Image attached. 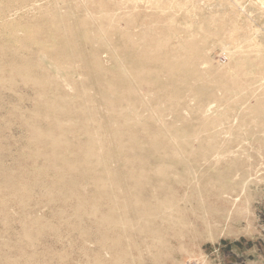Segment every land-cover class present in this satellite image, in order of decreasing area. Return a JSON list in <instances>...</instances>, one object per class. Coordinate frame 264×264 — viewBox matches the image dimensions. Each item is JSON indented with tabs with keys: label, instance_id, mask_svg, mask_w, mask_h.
<instances>
[{
	"label": "rangeland",
	"instance_id": "rangeland-1",
	"mask_svg": "<svg viewBox=\"0 0 264 264\" xmlns=\"http://www.w3.org/2000/svg\"><path fill=\"white\" fill-rule=\"evenodd\" d=\"M2 1L3 0H0V3H2V4H0L1 5L0 10L2 9L1 10L2 13H0V19L2 18L0 20V32H1L0 33L1 34L0 46L2 45L1 49L3 48V50L6 49L7 47L10 50L7 48V50L3 51L4 52L3 57L0 58V67L1 68L3 67L4 63H2V61L5 60L4 56L6 57V59H8V60H5L6 62L11 61L10 59H13V61L7 62V64H5V67L0 69V74L3 73V75L6 78L5 81L1 82L3 84H0V105H5V106H1L3 110L0 108V131H1L0 134L2 136V137L0 136V138H3L4 135L6 136V137H4V139L8 138L6 140V142L4 139H0V141H2V142H0V152H1V149L3 152V153L1 152L2 154L0 153V155H2V156H0V162H2L0 164L3 166L2 167L0 165V167H2L1 168L2 171L0 170L1 171L0 175L3 174L2 176H0V185H1L0 186V189H1L0 190L1 191L0 192V196H1V198H0V221H1L0 222V235H1L0 236V253H1L0 264H94L93 262H95V264H264V149H263L264 148V139H263L264 135H262V134H264V132H263L264 131V119L262 120V118H264V107H263V105H264V98H263L264 97L263 96L264 95V68H262V67H264V54H261V53H264V25H263L264 24V0H260V2H259V0H99V1L98 0H86V1L85 0H79V1L73 0V1H71L72 3L70 2V0H36L38 5L36 4L35 1L32 2V0H31V2L28 0H23V1L22 0H9L11 2L10 5L9 4L6 5V3H9L8 0H5L4 2H2ZM13 1H15V2L17 1L18 4L13 2ZM19 1H21V2H19ZM24 1H27L28 3L24 2ZM39 1H42V2L44 1L47 4V6L44 4V2L42 3ZM50 1H51V4L49 3ZM64 1H66V2L68 1L67 2L68 4H64ZM102 1H103V4H102ZM119 1H121V3H119ZM261 1L263 2V4H261ZM22 2L24 5H26L24 8L23 7L21 8V6L23 5ZM108 2H110V3H108ZM34 3H35V5H34ZM4 4H5V6L3 7ZM15 4H17V6H15ZM70 4H72V5H70ZM75 4H76V6H75ZM114 4H117V5L115 6ZM119 4H121L122 6H120ZM18 5L20 6L19 10L17 12L18 8L17 9L15 8L16 11H14V12H16V13H14L13 7H18ZM27 5L31 6V9L28 8L29 6H27ZM40 5H41V7H40ZM98 5H100V6H98ZM6 6H7V8L5 10L4 8ZM68 6L71 10L68 8ZM80 6H82V7H80ZM95 6H97V7H95ZM52 7H53V10H52ZM115 7H118V8L115 9ZM125 7H127V8H125ZM11 8H13V9L10 10ZM32 8H34L35 10L34 9L32 10ZM41 8L43 10H41ZM22 9H23V11H22ZM36 9L39 11H37ZM66 9L69 12H67ZM7 10L8 11L10 10V12H8ZM20 10L22 12H20ZM44 10L45 11L48 10L47 13ZM54 10H56V12ZM87 10H88V12H86ZM113 10H114V12H113ZM122 10H124V11H122ZM35 11H37V12H35ZM50 11H52V12H50ZM76 11H77V14H79V15H76ZM96 11H98L97 13H99L100 15L95 13ZM130 11L133 12L134 15L136 14L135 18L132 17L133 14H131V13L129 14ZM4 12H5V14H4ZM83 12L85 13V15ZM109 12H110V14H109ZM118 12H119V15H118ZM51 13H53V14H51ZM80 13L83 14V17ZM105 13L107 14V16ZM140 13H141V15H140ZM158 13H160V14L158 15ZM8 14H9V17H8ZM32 14H34V15H32ZM73 14H75V15H73ZM93 14H95V16ZM111 14H112L111 18H108ZM116 14L118 15V18H119L118 20H116L117 19ZM125 14L126 15L129 14L127 17L129 19L125 18L126 17V16H124ZM1 15L5 16V17H2ZM21 15L22 16L24 15V16L22 17ZM40 15H43V17L47 18V19H45L42 17L43 19L46 20V22H45V20L42 21L43 20L42 18H41L42 20L39 19ZM54 15H57V16H54ZM60 15H62V16L60 17ZM70 15L72 16V18L74 20L70 19L71 18ZM80 15L82 18L85 17L87 19L86 21L89 23V25H87V27L85 24L86 23L85 20L80 18ZM96 15L98 17H96ZM147 15H148V17H147ZM154 15L156 16V18L159 21L165 19V22L160 21V24H159L157 22L158 20H155ZM20 16L24 20L23 22L21 21L22 19ZM66 16H67V18H65ZM77 16L80 19H78ZM105 16H106L107 20L105 19ZM137 16L140 17L139 19H141V20H139ZM62 17H64L63 18L64 20L61 19ZM131 17L134 21L132 19H130ZM166 17L169 19H167ZM24 18H26V21ZM35 18H37L36 21H35ZM50 18H52L51 20H53V21H50L49 20ZM121 18H125L129 21L127 22V20H125V19H122L123 21H121ZM6 19L9 21H13V22H8ZM14 19H15V21H14ZM58 19L61 20L59 23L64 25V26L58 24V21H59ZM76 19H77L78 23L75 22ZM97 19H98V21H100V22H98L99 24L96 21ZM103 19H104V21H103ZM150 19H152L151 22H149ZM231 19H233L234 22ZM130 20H132V21H130ZM27 21H29V22H27ZM80 21H82V22H80ZM105 21H106V23H105L106 27H104L105 25H103V23ZM135 21H136V23L138 21L139 22L141 21L140 23L138 22L137 24H141L139 26H142V27H139L137 24H135ZM18 22H19V25H18ZM24 22H26L28 24L30 23L29 25H31V23L33 24V22H38V23H36L37 25L35 23H34L35 25L33 24L34 26H36L37 30H35V27L33 25H31V27H30L28 24H25ZM49 22H54L55 26H53ZM71 22H74V23H71ZM93 22L95 24L94 25L95 28L94 27L92 28ZM208 22H209V24H208ZM10 23H12L11 26L17 25L16 29H19V30H17L16 32L7 33L6 27H7V25L9 26ZM13 23H15V24L13 25ZM20 23L21 24L24 23L25 26L21 25V26H23V27H21ZM150 23H152V24L150 25ZM69 24H71V26H69ZM76 24L77 25L79 24L78 25L79 29H78ZM97 24L99 26L98 28L96 26ZM125 24H127L128 26L126 25L127 27H125V30H124ZM130 24H132V25H130ZM219 24H221V26L223 28L221 26H219ZM234 24H236V27ZM56 25L59 28H61V26L63 28L59 29L58 27H56ZM114 25H116V26H114ZM134 25H136V26L134 27ZM161 25H162V27H161ZM89 26H91V27H89ZM48 27H53L52 30L54 31V33H57V35L56 34L54 35L55 39L58 36L59 38L66 37V39L69 40L70 44H69V47L66 48V51L70 52L72 50H75V71H74V67H73L72 63L63 62V60H61L62 61L61 62L60 60L56 59L54 56L51 55V54H54L53 53L54 50L58 49V51H59L61 49V44L59 43V41L55 42V40H54L53 43H52V41L50 43L48 42L49 43V46H48L49 49L50 48L53 49V51H52V49H50V52L49 51H45L43 53H42V51L39 52L40 49H39V45H37V43L28 45L27 48L24 50V52H26V53L22 52L21 54H18L16 51H15V53L13 52L15 50V49H13L14 47L18 48V47L22 46L23 43H22V39H20V38H23V40H25V37H31V38H34L36 42L37 41L42 42V41L46 40V38L51 36L50 33L53 32V31H51V28L49 29ZM55 27H56L55 30H57V31L62 30V31L61 32L58 31L59 33L57 31L55 32V30H54ZM88 27H89L90 31H93V32H90ZM28 28H30L32 30L28 31ZM67 28H70V29L67 30ZM72 28H74L75 30ZM81 28H83L85 31ZM150 28H152V30L154 29L153 33H152V30ZM216 28L218 30L217 31L218 34L216 32ZM236 28H237V30H236ZM96 29L98 30V32ZM204 29H206V30H204ZM104 30L106 33L104 32ZM128 30H129V32L127 34L134 32L133 34L135 36L133 34L125 36V34H126L125 31H128ZM35 31H37V32L39 31V32L35 33ZM81 31L84 33L83 36L85 39L82 38L83 33ZM108 31H109V33H108ZM114 31L116 32V34L114 33ZM137 31H138V33H137ZM149 31L151 32L152 36L154 35V37H152L150 35ZM242 31L244 32L245 35L240 34V33H243ZM2 32L4 35L2 34ZM47 32H50V33H47ZM66 32H68V33H66ZM96 32H97V34H94L95 36H93V33H96ZM110 32H112V33H110ZM99 33H101V36H98ZM107 33L109 34V37H111V38L107 37L108 36ZM227 33H228V35H227ZM11 34H12V36H11ZM47 34H49V35L46 36ZM74 35H75V41H73ZM85 35H86V37H85ZM117 35H120V36H117ZM138 35H139V37H137ZM130 36H132V38H130ZM125 37H127V38H125ZM134 37H136V38H134ZM151 37H152V39L154 38L153 42H152V39H149ZM144 38L145 39L148 38V40H145ZM159 38H162L161 41H159L160 40ZM12 39L14 41L16 39H19L21 41V44L19 43L20 41H17V40H16V42L13 41L14 43H11V44L8 43V41H10ZM79 39H81V40H79ZM82 39H84V41ZM98 39H100V40L98 41ZM106 39H108V40H106ZM116 39L121 40L119 43L120 45L116 44V42H117V41H115ZM123 40H126V43L128 42V45H130V46H127V44L123 45V43L125 44V41H123ZM129 40L132 42L133 45H135L137 42H139V43H138V45L136 44L135 48H133L134 46H132L130 44L131 42H129ZM157 40L159 41V43L161 45L163 44L162 48H161V45L158 43ZM4 41H6V43H4ZM143 41L144 42L147 41V42L144 43ZM189 41H191V42H189ZM85 42H86V44H84ZM92 42L94 43V45L92 44ZM104 42H105V44H104ZM151 42L153 43V45H150V44H152ZM15 43H16V45L17 44H19V45L16 46ZM90 43L92 46L90 45ZM97 43H99V44H97ZM3 44H5V45H3ZM87 44H89V46H90V47L88 46L89 48L86 46ZM115 44H116V46H115ZM143 44L145 45L146 50H145ZM57 45H58V47H56ZM73 45H75V47ZM77 45H79V46H77ZM112 45L115 48L112 47ZM117 45H119V46H117ZM154 45H156V47L158 46V48L162 49V50H157L156 47L154 48ZM3 46H5V47L7 46V47L5 48ZM10 46H12V47H10ZM52 46H55V47H52ZM256 46L258 48H256ZM119 47H120V50L118 49ZM126 47L127 48L132 47V48H128V50L130 49V51H126V49H127ZM11 48L13 50H11ZM164 48H166V49H164ZM184 48H185V51H184ZM36 49H37L38 53H37V51H35ZM148 49H149V51H148ZM150 49H152V50H150ZM153 49L154 50L156 49L159 52H157L156 50H155L156 51L155 52ZM47 50H48V48H47ZM78 50H79V52H77ZM93 50L95 53H98L99 55H101V56H99L97 54L99 57H101V58H99V61L101 63V67L104 69L106 68V71H107L106 73H103L101 76H97L98 77L97 80L93 79L91 77V75L88 74V73L91 74L89 69H86L88 67L86 57L88 56L89 52L94 53ZM136 50H137V52H136ZM142 50L144 52H142ZM188 50H189V52H188ZM102 51H104V52L102 53ZM122 51L123 52L125 51V52L123 53ZM254 51H255V54H252V52L254 53ZM259 51H260V53H259ZM48 52L49 53L52 52L50 54L51 56L48 54ZM131 52H134L133 55L136 54V55H134L133 59H135V61L139 65V66H137V65H134V66L141 68V67L145 66L144 63L145 64L147 63L144 68L147 67V69H148V66L150 67L149 72L146 71L147 69L144 70L147 72V75H146V72L143 73L150 80V82L148 83V85L150 84L149 86L147 85V83H142L141 85H136V83H134L132 85V82H134L137 77L133 76L131 73H130L131 74L130 75L128 71H126V72H128V73H126V77L129 80V82H121V81H117V79L114 80L115 73H112L110 71L113 67H115L114 65L112 66V64L116 63L115 65H117V64L118 65L120 64V66L124 65L123 67L125 68V66H127V62H129L127 67L131 68V66L133 64H135V63H132L135 61L133 59H131L133 57V55L131 56V54H130ZM153 52H155V54ZM45 53H47V54H45ZM125 53L126 54L128 53L129 55L127 54L128 55L127 56ZM150 53H153L152 54L153 58H151ZM156 53H157V55H156ZM167 53H168V55H167ZM187 53H188V55H187ZM248 53L251 56H249ZM43 54H45L46 57ZM137 54L140 57H138ZM141 54L144 56V58H143V56H141ZM163 54L165 55V57H162V56H164ZM243 54H246L247 56L243 55ZM147 55H149L150 57H147ZM171 55H172V58H171L172 61H168L169 58L171 57ZM15 56H17L18 58ZM119 56L120 57L124 56L125 58L123 57L124 58L123 59V58H120ZM186 56H188V57H186ZM8 57H11V58H8ZM30 57H31V59L35 58V62H34V59H33V61L29 60ZM109 57H111V58H109ZM161 57H162V59H161ZM167 57H169V58H167ZM117 58L120 62L126 61L125 62L126 65L124 63L123 64L120 63L117 60ZM158 58L160 60H158ZM165 58L167 59V62H166ZM14 59H17V60L14 61ZM24 59H26L25 60L27 62L26 65L16 64V63H21ZM115 59L117 62H115ZM184 59L186 61H184ZM253 59H256V60H253ZM259 59H260V61H258ZM123 60H125V61H123ZM147 60L148 61L150 60L149 61L150 65L148 64ZM162 60H164L165 63ZM192 60H193V62H192ZM151 61L154 64H152ZM158 61L160 63L159 67L157 65ZM182 61H184V63ZM13 62L15 63V65L18 66V68L22 72L23 71L28 72V70H30L31 72L33 71V73H37V75H39V72L41 74L44 70H46L48 73L46 71H44V72H46L48 75L45 73V79H47L45 81H46L47 88L49 90L44 91V89L40 87V84L43 85V83H41L42 81H40L39 79L34 78V77L31 78L29 75H27V76L26 75H23V76L17 75L16 77H14L12 79L8 78L7 73L10 71L9 70L10 69L9 63L13 64ZM111 62H112V64H111ZM130 62H131V64H130ZM141 62L143 63L142 65H141ZM162 63H163V65H162ZM166 64H169L166 66L168 69L167 70L168 72L172 73L173 70L175 68H177L176 70L179 73L181 72L180 74L183 75L184 74L183 72H185V74L183 76H186V78H187V76L188 77L191 76V74H193V76H192L193 78L190 77V78L185 79V77L184 78L181 77L182 75L178 74L177 72L175 75H174L175 72H173L172 73L173 76L171 75V77H169L167 74L168 72L165 71V68H166L165 65ZM241 64L243 67L244 66H246V67L243 68L241 66ZM30 65H32V66H30ZM180 65L184 66V68L181 67ZM189 65H190V69L192 68L191 67V65H192L194 67V69H196V70L187 69V71H186L185 68L188 67ZM109 66H111V67H109ZM169 66L172 68V71H171V69L169 70V68H168ZM211 66H214V67H212V69H211L210 68ZM151 67H152V72H150ZM160 67H162L163 71H160V70H162ZM28 68H30V69H28ZM130 68L128 70H130ZM155 69L156 70L158 69V70L156 71ZM208 69H210V70H208ZM126 70H127V68H126ZM188 70H190V75L188 73L189 72ZM201 70H204V71H201ZM214 70H216V71H214ZM157 72H158V75H161V74L164 75L162 77L160 76L162 78V81H159V79H161V78H157V76H158V75H156ZM242 72H244V73H242ZM200 73H203V74H200ZM212 73L213 74L215 73V75L212 76L213 75ZM234 73H236V74H234ZM255 73H257V74H255ZM259 73H262V74H259ZM151 74L152 75L155 74V76L153 75V77H152ZM177 74H178V76H180V77H178L179 80H177L178 82L180 81V83H178L176 81ZM194 74H196V75H194ZM227 75H229V77H225ZM248 76H250V77H248ZM163 77H165V78H163ZM213 77H216V79H214ZM220 77H221V80H220ZM167 78H168L169 82L166 81ZM195 78H196V80H195ZM202 78H204V79H202ZM256 78H257V80H256ZM262 78H263V80H262ZM105 79L112 80V81H114V83L103 85L102 80H105ZM173 79L175 81H172ZM224 79L227 81V83H230V84H226V81ZM243 79H245V80L243 81ZM42 80H44V79H42ZM197 80H199V81H197ZM157 81H158V83L159 82L160 83L159 84L154 83ZM231 81H233V82L236 81V82L232 83V86H234L233 87L234 90L232 89ZM17 82H19V83L17 84ZM38 82H40V83H38ZM74 82H75V87H74V84H72ZM93 82H95V84ZM170 82L178 84V86H180V87H178V86H176ZM189 82H190V84H192L191 86H190V84H186ZM209 82H210V84H211V82H213V83L210 85ZM68 83H71L72 85H70ZM241 83H243V84H241ZM244 83L247 84V86ZM58 84H59V86H57ZM162 84L165 85V87H163ZM184 84L187 87H185ZM130 85H131V87L135 86L137 93L134 96H129L128 98L120 99L121 97L119 96V92H123L124 90L122 88H124L126 86L125 87V90H126L127 88H129L128 86H130ZM157 85L158 86L160 85V87H157ZM172 85H174V86H172ZM242 85H244V87H242L243 90L241 89ZM93 86H96V87H93ZM168 86L171 88L169 89ZM218 86H220V88H217ZM250 86H252V88H249ZM259 86H261L263 89L261 88L262 90L261 89L259 90L258 89ZM50 87H52V88H50ZM156 87L159 89H156ZM172 87H174L175 89H173ZM176 87H177V89H176ZM183 87H185V89H183ZM213 87L217 88L216 89L217 91L214 90L215 88L212 89ZM226 87H228V89ZM163 88H164V91H163ZM203 88H205V89H203ZM222 88H224L223 91H222ZM236 88H238V89H236ZM247 88H249V89H247ZM256 88H257V91H254V89L256 90ZM58 89L60 91H62V93H59V91H57ZM160 89H162V91ZM192 89L194 90L193 92L190 91ZM210 89H212V90H210ZM246 89L248 92L246 91ZM109 90L111 92H113L114 94H116L117 98H119V97L120 98H119V100L118 99L115 100L114 98L109 100V102H108L109 106H107L109 109H105V107H102V104H104L105 98H101L102 96H101L100 92L106 91L108 93ZM195 90H197V91H195ZM203 90H205V91L203 92ZM226 90H228L229 92ZM153 91H156V92H153ZM173 91H176V93L178 95L177 94L174 95ZM180 91H182V92H180ZM234 91H238V92L236 93ZM261 91L263 93H261ZM16 92H17V94H15ZM46 92H48V94ZM226 92H228V93H226ZM22 93H25V95L26 94H28V95L25 96L23 94L24 96H22ZM51 93H53V95H51ZM65 93H66V95H65ZM211 93H214L215 95L211 94ZM239 93H240V95H239ZM247 93H249V94H247ZM61 94H63V95H61ZM156 94H158V96ZM195 94H196V96H194ZM216 94H218V95H216ZM250 94H254V95H250ZM48 95H50V96H48ZM54 95L56 97H54ZM125 95L127 96L128 94L125 93ZM256 95H262L263 97L258 98L261 96H256ZM5 96H7V97H5ZM37 96H39V97H37ZM73 96H75L76 98L75 99L70 98ZM98 96H100V98ZM169 96L172 100L170 98L168 99ZM221 96H223V97L221 98ZM231 96H233V98H230ZM30 97H31V99H30ZM66 97H68V98H66ZM214 97H215V100H214ZM226 97L228 99H226ZM251 97L252 98L254 97V99H252ZM14 98H15V100H14ZM37 98H38V101H37ZM42 98H43V100L46 99V102L45 101L43 102ZM180 98L181 99L183 98V99L181 100ZM239 98H240V100H238ZM157 99L158 100L160 99L161 102H160V100L158 102ZM212 99H213V101H211ZM219 99L220 100L226 99V101H230L231 105L228 104L229 102L227 103L226 101H220ZM259 99H260V101H262L261 99H263L262 106L260 105ZM24 100L26 101L27 104L25 103ZM169 100H171V101H169ZM178 100H180V101H178ZM10 101H11V103L7 104ZM14 101L15 102L17 101V102L15 103ZM49 101H50V104H49ZM140 101H143V102H140ZM215 101H219V102H215ZM67 102H69V105L72 104V106L69 107V105H66L65 103H67ZM162 102L164 105L162 104ZM175 102H176V104H175ZM3 103H5V104H3ZM47 103H48V106H51V105L55 106V114H56V116H58V119L60 120L59 125L62 128L72 127L71 133H67V134L65 133V135L63 134V136H59L57 134H55V135L54 134L53 135L47 134L46 138L43 139V136L45 134V129L43 127H40V125L38 126L36 124V120L44 122L43 120H41L40 110H43L46 107ZM58 103H60L61 106ZM159 103L161 104V106L159 105ZM43 104H45V105H43ZM119 104L121 106H123L122 109H121V106ZM184 104H185V106H184ZM198 104H199L198 107H200V105H201V107L195 108V106H197ZM57 105H59V106H57ZM175 105H177V106L175 107ZM191 105H192V107H191ZM223 105L227 108H224ZM134 106L139 107V108L136 110ZM41 107L43 109H41ZM125 107H127V108H125ZM166 107L168 108V110ZM190 107L193 109V111L191 109H190V111L186 110V109L189 110ZM32 108L34 109V112L32 111L33 110ZM37 108H39V109H37ZM161 108H163V109H161ZM202 108L204 109L203 111H202ZM254 108H257V109H254ZM4 109H5V111H4ZM66 109L70 110L71 117L69 119L72 118V120H71L72 122L69 119H67L66 116H62L60 114L61 110L63 112ZM119 109H120V111H119ZM153 109L156 110V112H158V113L154 112ZM218 109H220V110H218ZM35 110H39L38 111L39 113L37 111L35 113ZM88 110L92 112V115L94 116L95 119L100 118V117L104 118L103 124L108 125L107 127L111 131L118 130L119 128L124 129V134L122 136L118 135L119 140L115 141L114 139H112L113 137L109 136V133H108L109 138H106L105 135H102V137H100L97 141H95V143L93 142L94 144H96L95 151L97 154L98 153V147L100 145H107L109 143L107 140L110 139L111 140L110 142L112 144V145H110L111 148L113 149V145L115 144V145L120 147L121 153L123 154L120 156L118 161H116V160L113 161V159H112L113 156H108V155L104 154L101 156L98 155V158L93 159V161L97 160L98 161L97 163L98 164L102 163V165H95L93 163H91V164H84L83 163L80 165V160H78L77 158H75V159L73 158V156L75 155V152L78 151V148H80V146H82V147L86 146L87 147L89 145V143L91 141V137H89L86 132H87L88 128L97 124L95 122L90 121L87 118L88 115L86 113L88 112ZM110 110H112V113ZM197 110H201L202 112H200V111L196 112ZM226 110H227V112H226ZM159 112L161 114H159ZM167 112H169V113H167ZM189 112H190V114H185V113H189ZM123 113H124V115H123ZM252 113H254V114H252ZM2 115H3V117H2ZM135 115H138L139 118L134 117ZM25 116H28L29 117L28 119L31 118V121L29 122L28 128H26L25 126L23 127L22 126L23 124L21 123L24 120H26ZM164 116H166V117H164ZM214 117L219 118L216 120L218 122V124H216L217 122L215 123ZM111 118H113V119H111ZM202 118H204V119L206 118V119L202 120ZM75 119L77 120V123H74V122H76V121H74ZM126 119H130V120H126ZM156 119H157V121H156ZM174 119H177V120H174ZM194 119H195V123H194ZM199 119L201 121H203V123H204V121H205V123H207V121H209V123H207V124L204 123V125L203 124L201 125L202 122ZM212 119H214L213 122H212ZM223 119H224V121H223ZM191 120H193V121H191ZM175 121H176V123H175ZM197 121H200L199 123L201 125V128L200 127L199 128L201 130L198 128V126H200V125ZM211 122L214 123V125H210V124H212ZM44 123L46 124V122H44ZM197 123H198V125H195ZM240 123H242V125H240ZM167 124L169 125V127ZM232 124H233V126H232ZM190 125H193V126H190ZM206 125H210V126H207L208 128H205ZM246 125H247V128L245 127ZM150 126H152V127H150ZM170 126L171 127L173 126V127L171 128ZM203 126L205 129L202 128ZM214 126H216V127H214ZM256 126H258V127H256ZM156 127H158V128H156ZM180 127H181V129H180ZM209 127L212 130H210ZM39 128H41L42 130ZM131 128H134V130L137 132V135H138L137 138L140 137L137 139V141L136 140H133V141H134V143L137 142L138 145H140L142 147L141 150L134 149L135 150L134 151L131 149L132 140L129 139L130 133L128 132V129H131ZM215 128H218V129L215 130ZM226 128H228V130H227L228 132L226 130H223ZM43 129H44V131H43ZM126 129H127V132L125 131ZM196 129H197V131H199V133L197 131H195ZM202 129L204 131H202ZM239 129H241V131ZM180 130H182V131H180ZM191 130H193V131L191 132ZM233 130L236 134L233 132ZM185 131H187V134L183 133ZM238 131L241 134L237 133ZM22 132H24V133H22ZM209 132H213V133H211V137L209 136L210 135ZM88 133H89V131H88ZM200 133H202V134L200 135ZM206 133L209 135H207ZM215 133H217L220 136H218ZM11 134H12V136H11ZM16 135H19L18 138ZM183 135H185V136H183ZM206 135L208 138H206ZM235 135L238 136V138ZM39 136H41V138H39ZM148 136H150V137L148 138ZM189 136H190V138H189ZM199 136L202 138H200ZM9 137H12V138H9ZM192 137H194V138L191 139ZM9 139H10V142H9ZM54 139L62 140L64 142V144H66V145L62 149L57 148L56 150H54L55 147H53V145L51 143ZM208 139H211V140H208ZM214 139H216V140H214ZM3 140L5 143H3ZM123 140H125V141H123ZM168 140H169V142H167ZM120 141H122V142H120ZM187 141H189V143L188 144L186 143L187 144L186 145L185 142H187ZM231 141H233V143ZM49 142H50V145H49ZM152 142L156 145V147L151 148L149 146V144ZM194 142H195V144H194ZM197 142H198V144H197ZM224 142L227 144H225ZM55 143H56V141H55ZM179 143H181V146H179L180 145ZM191 143H193V144H191ZM199 143H201V144H199ZM219 143L222 144V146H220V147L224 148L223 149L224 151L222 153L220 152L222 148H220L218 146ZM262 143H263V145H262ZM10 144H11V146H10ZM29 144H32V146L29 147ZM13 145H14V147H13ZM198 145H200L201 147H199ZM157 146L159 148H157ZM177 146H179V149H183V150L180 151ZM187 146H189V147H187ZM192 146L195 148L198 147V150L195 148H190ZM227 146L230 147V149L229 148L227 149ZM6 147H10V148L6 149ZM145 147H146V149H145ZM161 147H162V149H161ZM173 147H175L177 149V151L179 150L178 154H181V155L183 154V156H185V155L189 156V157L185 156V159L187 160V158H188V160H189V161L187 160L185 162L186 164H184V163L173 164L172 162L169 163L168 161L165 160V154L169 153L170 149L173 152L174 151ZM185 147L188 148V150L189 149L191 151L193 150V152H194V150H196L195 152H198V154L196 153L197 155L194 153L196 155V157L191 158L193 156V152L187 151V149ZM3 148H5V149H3ZM199 148H200V150H199ZM202 148H203V150L201 151ZM216 148H218V150L220 152V156H219V152L216 150ZM260 148H262V149L260 150ZM163 149H165L166 151ZM10 150H11V152H10ZM15 150H16V152H15ZM52 150H54V152ZM7 151H8V153H7ZM186 151L189 153H187ZM200 151H201V154H200ZM227 151H228V153H227ZM52 152L56 155L58 153L59 157H56V159H53V157H52V158L45 161L44 156L49 157V155L52 154ZM203 152H204V154H203ZM5 153H7L9 155H7ZM190 153H191V155H190ZM212 153H214V154H212ZM232 153H233V155H232ZM13 154H15V155H13ZM21 154H23V155H21ZM148 154L149 155L152 154V157L150 156V158H148L147 157V156H149ZM210 154L213 157L216 155L214 157L215 159L213 157H211ZM203 155H205L206 159H205V157H203ZM9 156L14 157L15 165H14L13 157L11 159H8V158H10ZM34 156L36 158H34ZM2 157H4V159ZM32 158L35 161H33ZM60 158L66 159L65 161L69 164H72L75 161L76 164L80 165V167H75V175L70 173V172L74 171V168L68 170V168L63 166V170L62 169L58 170V166L60 164H58V162L56 164H53L52 161H54V162L59 161V160H61ZM203 158L206 160V162L205 161L202 162V160H204ZM26 159H27V161H26ZM148 159L149 160L151 159V161H149ZM160 159H163L164 161H162V160L159 161ZM22 160H25L28 163H26L25 161H22ZM105 160H107V161H105ZM156 160H158L157 161L158 163L156 162L157 164H159L158 166L165 167V170L167 171V173L164 170V168L161 167L162 168L161 169L160 167H158L156 165V163H155ZM221 160H223V161H221ZM235 160H238L239 163L236 162ZM141 161L143 162V164L141 163ZM210 161H213V162H210ZM241 161H242V163H241ZM9 162L11 165L9 164ZM159 162L160 163L162 162L161 163L162 165H160ZM163 162L166 163L167 167L163 166V165H165ZM224 162H227V163H224ZM232 162H234L233 164L235 166H233L232 164L228 165V163H232ZM105 163L109 164V166L106 164L109 168L107 166L104 167ZM208 163H212L213 165L215 163H217V164L219 163V164L218 165L215 164L213 167L210 164V167H209ZM5 164H8L9 169H8V167H5V166H7ZM124 164H127V166L125 165L126 168L122 167ZM116 165H118V167ZM155 165H156V168H155ZM236 165H238V167H236ZM20 166L22 167V169H20ZM153 166H154V169H152ZM172 166H174V167L172 168ZM177 166H179V167H177ZM193 166H195V167H193ZM10 167H13L14 169L13 168L11 169ZM175 167H176V169H175ZM225 167L226 168L230 167V168L226 169ZM117 168L121 169V173L126 172L127 173L126 181H128L129 184L132 183V185H130V187H129L130 190L128 189L130 191L129 193L131 195L130 198L128 197L125 200L122 197V195H118L114 199L115 200L114 203H112L110 201L100 200L97 197L92 198L91 194L95 193L98 189L93 184L94 178L103 177V176H105L104 173L106 172L107 176L109 175L108 178H111L114 180V182H112V183L109 182V183L113 184V183H115V180L117 181V179L115 178V172H116ZM158 168H160V169H158ZM195 168H197V169H195ZM237 168H238V170H242V171H238ZM244 168H246V169H244ZM156 169H158V171ZM208 169H211V170L208 171ZM216 169H217V171H216ZM13 170L15 173H13ZM35 170L38 172H36ZM161 170H164L165 174H167L166 178L162 179L163 181H166V182H163V181H161V182L166 183V184H162V185L164 187L166 185V187L168 189L166 187L164 189L163 186L161 188H158L157 186L152 184L151 181L146 182V180H145V182H143L141 184L139 177H143V179L154 180L155 176L153 177V174H155V175H157V173L160 174V173H162ZM174 170H176V171H174ZM223 170H224V172H223ZM229 170L232 171L231 174H230ZM6 171H7V173H6ZM23 171L26 172V175H25L26 177L30 176L29 175V171H30V174H31L30 177L31 178L29 177L30 179H27V178H25L24 175L22 176L21 174H24ZM32 171L33 172L35 171L34 172L35 174ZM221 171H222V173H221ZM237 171H238V173H237ZM247 171H249V172H247ZM16 172H18L19 174ZM27 172H28V174H27ZM87 172H91V175L81 177V175L83 176ZM170 172H172L173 174H176V175H173ZM174 172H176V173H174ZM12 173L16 179L13 178ZM32 173H33V175H32ZM184 173L187 176H185ZM7 174H8V176H7ZM16 174L18 175L17 177L15 176ZM171 174L173 175V177L175 179L172 177ZM201 174H204L203 179L201 177L202 176ZM205 174H206V176L208 175V177L210 179L206 178ZM216 174L218 177L217 179H216ZM242 174H243V176L245 174L246 178L243 177ZM219 175H221V176L223 175V177L220 178ZM159 176H161V175H157L155 177V179H159V178H157ZM182 176H184V177H182ZM235 176H236V178H235ZM5 177L8 179H5ZM196 177H198V180ZM213 177H215V178H213ZM9 178H12V179H9ZM178 178H179V180H178ZM194 178H195V180H194ZM205 178L210 180V184H209V180L207 181ZM226 178H229V179H226ZM233 178H234V180H233ZM168 179H171V181L169 180V182H168ZM172 179H173V181H172ZM213 179L216 181H214ZM220 179L222 181H225V182L219 181ZM240 179H241V182L239 181ZM16 180L18 181V183H16L17 182ZM204 180H206V181H204ZM26 181H28V182H26ZM195 181L197 182V184ZM201 181L203 183L208 182V185L204 183L205 184L204 186L206 189L204 188L203 183ZM30 182H32V183H30ZM34 182L37 184L36 186H33ZM72 182H74V184H71ZM170 182H172V183L170 184ZM173 182L176 184V186ZM177 182H180V183H177ZM211 182H212V184H211ZM8 183L11 185H7ZM35 183H34V185H35ZM41 183H42V185H41ZM43 183H45V185H43ZM75 183H76V185H75ZM78 183H80V184H78ZM26 184H29V185L24 186ZM30 184H31V186H30ZM217 184H219L218 187L216 186ZM14 185H17V186H14ZM20 185H21V187H20ZM199 185L203 188L199 187ZM47 186H48V188L46 189ZM110 186H112V185H110ZM211 186L213 187V189ZM7 187L10 189L13 188V190H9V189H7ZM14 187L15 188L18 187L16 189L17 191L19 189V191L17 193H16V190ZM27 187L28 188L31 187L30 190H28ZM44 187L46 190H48L49 194H48V192L42 193L45 190ZM132 187H133V189H132ZM209 187L212 191L209 189L208 190L209 192H208L207 189ZM223 187L224 188L226 187L225 191L223 190L224 189ZM20 189L23 192H24V190H26V192H24L26 194H24ZM170 189L171 190L174 189L172 191L175 195L172 193V191H170ZM202 189H204V190H202ZM3 190H5V192ZM6 190H8V192ZM58 190H59V193H57ZM136 190H138V191H136ZM160 190H161V192H159ZM162 190H165V191L163 192ZM167 190H169L170 192H168ZM38 191L40 192V194L43 195L40 198H38L39 196H41V195H39ZM134 191H135L136 195H133ZM2 192H4L5 195H4V193L2 194ZM29 192H31V194ZM50 192L53 194H51ZM63 192L65 194L66 193L67 194L66 195L61 194ZM6 193H8V195ZM55 193L57 195H55ZM146 193H148V194H146ZM163 193L164 194L166 193V194L164 195ZM183 193H184V195H183ZM187 193H189V195ZM190 193H192V195H190ZM201 193H204V195ZM209 193L211 196L209 195ZM10 194H12V195L14 194V195L12 196ZM137 194H139V196ZM169 194L174 195V197L177 196L178 198L177 197L172 198V195H169ZM15 195H17V196H15ZM23 195L25 198L22 197ZM31 195H33V196L31 197ZM26 196H28V197H26ZM34 196L37 198H34ZM63 196H66V197L63 198ZM181 196H183V197H181ZM20 197H21V199H20ZM180 197L183 199V201L181 200ZM204 197H206V199ZM146 198H147V200H146ZM7 199H8V201H7ZM30 199H32V200L28 201ZM51 199H54V200H51ZM9 200H10V202H9ZM34 200H35V202L36 201H38V202L35 203ZM61 200L63 201V203H61L62 202ZM83 200H85V201H83ZM142 200H144V201H142ZM166 200L169 202V204ZM178 200H180L181 202ZM86 201H87V203H86ZM145 201H148V202H145ZM11 202H13L14 204H11ZM44 202H46V203H44ZM173 202H176L179 205L177 204L175 206V205H173ZM9 203H10V207H9ZM33 203H35V204L33 205ZM142 203H144L145 205L143 206ZM154 205H156V206H154ZM158 205H162L163 207L162 206L158 207ZM12 206H13V208H12ZM93 206L97 207V208H94ZM99 206L103 207V208H100ZM113 206H115L114 210H112ZM129 206L132 208H130ZM140 206H142L143 209L145 207L146 208L144 210H142V208H140ZM4 207L8 208L10 212L7 211L8 209H5ZM28 207H30V209ZM48 207H49V209H48ZM61 207H63V208H61ZM180 207H181V209H180ZM137 208H138V210H135ZM1 209H2V211H1ZM69 209H71V210H69ZM90 209L92 210V212ZM98 209L101 211V212L99 211L101 214L98 212ZM106 209H107V211H106ZM150 209L151 210L156 209V211H151ZM163 209L166 211H162ZM11 210H13V211H11ZM102 210L105 211L106 214ZM141 211H143V212H141ZM158 211H159V213H158ZM174 211H175V213L177 212V215L175 213L173 214ZM4 212L6 213V215ZM102 212L104 214H102ZM146 212L148 214H146ZM155 212H157L158 214H156ZM160 213H162V214H160ZM7 214H8V216H7ZM115 214H116V216H115ZM10 215H11V217H14V219L11 218ZM119 215H120V217H119ZM178 215L180 217L183 216V217H181V221L179 220L180 218ZM113 216H115V217H113ZM174 216H176V217H174ZM5 217H6V220H8V222L5 220ZM9 217H10V220H9ZM44 218H46V219H44ZM75 218H76V220H75ZM176 218L179 221H177ZM128 219H130V220H128ZM140 219H141V221L143 220V221H146L147 223L143 222V221L141 222ZM158 219H160V220H158ZM46 220H47V222H46ZM166 220H167V222H170V223L172 222V223L171 224L168 223L169 225H167V224H165V223H167ZM82 221L84 224H82ZM160 221L161 222L163 221V222L161 223ZM56 222H57V224H56ZM149 222H150V224H149ZM154 222H156V224H157V225L155 224L156 226L154 225ZM177 222H179V224ZM180 222L181 223L183 222L182 223L183 225L186 224L185 225L186 227L184 226V228H182L183 225L180 227ZM7 223H8V225H7ZM51 223L54 225H52ZM206 223H207V225H209L208 227L205 226ZM73 224L78 226V228L77 227L73 228L74 227ZM141 224H144V225H141ZM159 224L161 226H159ZM150 225L151 226L153 225L152 231H150L151 230ZM174 225H176V228ZM2 226H3V228H2ZM143 226H145V227H143ZM26 227H28V229ZM122 227H123V229H122ZM153 227H154V229H153ZM164 227H166L167 229L166 228L164 229ZM209 227L212 229V231H211V229H209ZM25 228L27 229V231ZM155 228L157 230H155ZM80 230H81V234H80ZM154 230H155V232H154ZM28 231H30L31 235L29 234ZM131 232H133V233H131ZM151 232H152V234H151ZM42 233L43 234L46 233V234L43 235ZM114 233H116V234H114ZM161 233H163V235ZM129 234L131 235V238H130ZM178 234H180V235H178ZM58 235H60V236H58ZM79 235H80V238H79ZM7 236L10 238L12 237V238L10 239ZM13 236L16 237V238L15 237L14 238H15V240H17V242L14 241ZM30 236L32 238H30ZM38 236H41V238L42 237L43 238L42 239L40 237L38 238ZM106 236H108V237H106ZM146 236L149 238H147ZM88 237H89V239H88ZM175 237H177V238H175ZM5 238H8V239H5ZM35 239H36V241H35ZM37 239H38V241H37ZM167 240H168V242H167ZM39 241H40V243H38ZM148 241H149V243H148ZM144 242H146V243H144ZM161 242H163V243H161ZM12 243H14V244H12ZM135 243L137 244L136 246H138L140 248L136 247ZM147 243L149 245H147ZM145 244L147 245V248H146ZM156 244H159V245H156ZM6 245H9V246H6ZM165 245H166V247H164ZM35 246L37 247V249ZM18 247L21 249H19ZM11 248H12V250H11ZM162 249H164V250L160 251ZM3 251L6 253L2 254V253H4ZM25 252L27 253L26 255H25ZM28 254L30 256H28ZM48 254H49V256H48ZM63 254H65V255H63ZM5 255H7V256H5ZM97 255H99V256H97ZM65 256H67V257H65ZM1 257H3V258H1ZM9 257L11 258V260ZM45 257H46V259H43ZM98 260H100V261H98Z\"/></svg>",
	"mask_w": 264,
	"mask_h": 264
},
{
	"label": "bare ground",
	"instance_id": "bare-ground-1",
	"mask_svg": "<svg viewBox=\"0 0 264 264\" xmlns=\"http://www.w3.org/2000/svg\"><path fill=\"white\" fill-rule=\"evenodd\" d=\"M4 1H5V0H3L2 2H4ZM8 1H9V0H8ZM22 1H23V0H22ZM28 1L31 2V0H28ZM33 1L36 2V0H32V2H33ZM71 1H73V0H70V2H71ZM76 1H77V0H76ZM78 1H79V0H78ZM85 1H86V0H85ZM98 1H99V0H98ZM6 2H7V1H6ZM13 2H15V1H13ZM19 2H21V1H19ZM24 2H27V1H24ZM39 2H42V1H39ZM43 2H44V1H43ZM43 2H42V3H43ZM67 2H68V1H67ZM67 2L64 1V4H68ZM116 2H117V1H116ZM259 2H260V0H259ZM10 3H11V2L9 1V3H6V5H7V4L10 5ZM15 3H17V1H16ZM27 3H28V2H27ZM49 3L51 4V1H50ZM71 3H72V2H71ZM85 3H86V2H85ZM85 3H84V4H85ZM104 3H105V2H104ZM108 3H110V2H108ZM119 3H121V1H119ZM0 4H2V3H0ZM17 4H18V3H17ZM17 4H15V6H17ZM22 4H23V2H22ZM22 4H21V5H22ZM32 4H33V3H32ZM36 4H37V2H36ZM40 4H41V3H40ZM44 4L47 6V4H46L45 2H44ZM62 4H63V3H62ZM102 4H103V1H102ZM111 4H112V3H111ZM261 4H263L262 1H261ZM11 5H12V4H11ZM19 5H20V4H19ZM19 5H18V7H13L14 9L11 8L10 10L13 9V12H14V11H16L15 8H16V9L18 8V9H17V12H18L19 7H20ZM29 5H30V4H29ZM29 5H27V6H29ZM34 5H35V3H34ZM37 5H38V4H37ZM42 5H43V4H42ZM70 5H72V4H70ZM81 5H82V4H81ZM105 5H106V4H105ZM108 5H109V4H108ZM114 5L116 6L117 4H114ZM119 5L122 6L121 4H119ZM119 5H118V6H119ZM4 6H5V4L3 5V7H4ZM25 6H26V5L23 4V5L21 6V8H22V7L24 8ZM48 6H49V5H48ZM52 6H53V5H52ZM75 6H76V4H75ZM85 6H86V5H85ZM98 6H100V5H98ZM0 7H1V5H0ZM3 7H2V8H3ZM40 7H41V5H40ZM71 7H72V6H71ZM80 7H82V6H80ZM95 7H97V6H95ZM110 7H111V6H110ZM6 8H7V6H6L4 9L6 10ZM28 8L31 9V6H29ZM36 8H37V7H36ZM65 8H66V7H65ZM68 8H69V6H68ZM108 8H109V7H108ZM108 8H107V9H108ZM116 8H118V7H115V9H116ZM125 8H127V7H125ZM33 9H34V8H32V10H33ZM37 9H38V8H37ZM37 9H36V10H37ZM50 9H51V8H50ZM50 9H49V10H50ZM69 9H70V8H69ZM74 9H75V8H74ZM86 9H87V8H86ZM86 9H85V10H86ZM99 9H100V8H99ZM101 9H102V8H101ZM123 9H124V8H123ZM1 10H2V9H1ZM1 10H0V11H1ZM10 10H9V11L7 10V11L10 12ZM34 10H35V9H34ZM41 10H43V9L41 8ZM52 10H53V7H52ZM70 10H71V9H70ZM83 10H84V9H83ZM83 10H82V11H83ZM136 10H137V9H136ZM136 10H135V11H136ZM140 10H141V9H140ZM140 10H139V11H140ZM3 11H4V10H3ZM7 11H6V12H7ZM22 11H23V9H22ZM22 11L20 10V12H22ZM26 11H27V10H26ZM37 11H39V10H37ZM37 11H35V12H37ZM44 11H45V10H44ZM47 11H48V10H47ZM47 11H45V12L47 13ZM54 11L56 12V10H54ZM58 11H59V10H58ZM66 11H67V9H66ZM98 11H99V10H98ZM98 11H96L95 13H97ZM100 11H101V10H100ZM122 11H124V10H122ZM126 11H127V10H126ZM135 11H134V12H135ZM31 12H32V11H31ZM50 12H52V11H50ZM67 12H69V11H67ZM70 12H71V11H70ZM79 12H80V11H79ZM86 12H88V10H87ZM110 12H111V11H110ZM110 12H109V14H110ZM113 12H114V10H113ZM0 13H2V11H1ZM14 13H16V12H14ZM25 13H26V12H25ZM25 13H24V14H25ZM28 13H29V12H28ZM53 13H54V12H53ZM53 13H51V14H53ZM64 13H65V12H64ZM81 13H82V12H81ZM81 13H80V14H81ZM83 13H84V12H83ZM122 13H123V12H122ZM130 13L133 14V12H131V11L129 12V14H130ZM135 13H136V12H135ZM4 14H5V12H4ZM9 14H10V13H9ZM9 14H8V17H9ZM12 14H13V13H12ZM62 14H63V13H62ZM68 14H69V13H68ZM89 14H90V13H89ZM97 14H99V13H97ZM102 14H103V13H102ZM102 14H101V15H102ZM105 14H106V13H105ZM105 14H104V15H105ZM120 14H121V13H120ZM129 14H128V15H129ZM138 14H139V13H138ZM142 14H143V13H142ZM159 14H160V13H158V15H159ZM10 15H11V14H10ZM16 15H17V14H16ZM16 15H15V16H16ZM25 15H26V14H25ZM32 15H34V14H32ZM36 15H37V14H36ZM36 15H35V16H36ZM58 15H59V14H58ZM71 15H72V14H71ZM71 15H70V16H71ZM73 15H75V14H73ZM76 15H79V14H77V11H76ZM81 15H82V17H83V14H81ZM81 15H80V18H82ZM84 15H85V13H84ZM91 15H92V14H91ZM91 15H90V16H91ZM93 15L95 16V14H93ZM99 15H100V14H99ZM113 15H114V14H113ZM116 15H117V14H116ZM118 15H119V12H118ZM118 15H117V17H116V18H117L116 20L119 19V18H118ZM128 15L125 14V15H124V16H126L125 18H127ZM140 15H141V13H140ZM1 16H2V15H1ZM12 16H13V15H12ZM21 16H22V15H21ZM21 16H20V17H21ZM23 16H24V15H23ZM23 16H22V17H23ZM28 16H29V15H28ZM54 16H57V15H54ZM61 16H62V15H60V17H61ZM90 16H89V17H90ZM106 16H107V14H106ZM106 16H105V19L107 20ZM111 16H112V14H111L108 18H111ZM131 16H132V15H131ZM135 16H136V14H135V15L133 14L132 17L135 18ZM138 16H139V15H138ZM138 16H137V17H138ZM154 16H155V15H154ZM2 17H5V16H2ZM10 17H11V16H10ZM20 17H19V18H20ZM22 17H21V19H22ZM29 17H30V16H29ZM31 17H32V16H31ZM39 17H40L39 19H41V18L43 17V15H40ZM46 17H47V16H46ZM77 17H78V16H77ZM77 17H76V18H77ZM89 17H88V18H89ZM96 17H98V16L96 15ZM119 17H120V16H119ZM132 17H131L130 19H132ZM144 17H145V16H144ZM147 17H148V15H147ZM17 18H18V17H17ZM26 18H27V17H26ZM26 18H24L25 21H26ZM43 18H45V17H43ZM43 18H42V19H43ZM63 18H64V17H62L61 19H63ZM65 18H67V16H66ZM80 18L78 17V19H80ZM84 18H85V17H84ZM84 18H82V19L85 20V22H86L85 24H86V27H87V25H89V23L86 21L87 19H86V18L84 19ZM125 18H121V21H123L122 19H125ZM139 18H140V17H138V19H139ZM141 18H142V17H141ZM152 18H153V17H152ZM166 18H167V17H166ZM206 18H207V17H206ZM1 19H2V18H1ZM1 19H0V20H1ZM42 19H41V20H42ZM45 19H47V18H45ZM45 19H43L42 21H44ZM51 19H52V18H50L49 20H50V21H53V20H51ZM70 19L74 20V19L72 18V16H71ZM127 19H129V18H127ZM127 19H125V20H127ZM146 19H147V18H146ZM167 19H169V18H167ZM207 19H208V18H207ZM3 20H4V19H3ZM3 20H2V21H3ZM6 20H7V19H6ZM33 20H34V19H33ZM36 20H37V18H35V21H36ZM49 20H48V21H49ZM58 20H59V19H58ZM63 20H64V19H63ZM83 20H82V21H83ZM99 20H100V19H99ZM112 20H113V19H112ZM132 20H133V19H132ZM132 20H130V21H132ZM139 20H141V19H139ZM151 20H152V19H150L149 22H151ZM155 20H158V19L156 18V16H155ZM170 20H171V19H170ZM231 20L233 21V19H231ZM231 20H230V21H231ZM2 21H1V22H2ZM4 21H5V20H4ZM7 21H8V22H13V21H9V20H7ZM14 21H15V19H14ZM21 21L23 22L24 20L22 19ZM60 21H61V20L58 21V24H60V23H59ZM82 21H80V22H82ZM96 21H97V23L100 22V21H98V19H97ZM96 21H95V22H96ZM103 21H104V19H103ZM128 21H129V20H127V22H128ZM133 21H134V20H133ZM160 21H164V22H165V19H164V20H160ZM160 21L158 20L157 22L160 24ZM168 21H169V20H168ZM213 21H214V20H213ZM217 21H218V20H217ZM27 22H29V21H27ZM45 22H46V20H45ZM75 22L78 23L77 19H76ZM138 22H139V21H138ZM138 22H137V23H138ZM140 22H141V21H140ZM140 22H139V23H140ZM154 22H155V21H154ZM157 22H156V23H157ZM233 22H234V21H233ZM15 23H16V22H15ZM15 23H13V25H14ZM24 23H25V24H28V23H26V22H24ZM24 23H23V24L20 23V26H21V25H24V26H25ZM34 23L36 24V23H38V22H33V24H34ZM49 23L52 24L53 26H55V25H54V22H49ZM71 23H74V22H71ZM90 23H91V22H90ZM102 23H103V22H102ZM105 23H106V21L103 23V25H105L104 27H106V24H105ZM130 23H131V22H130ZM137 23H136V21H135V24H137ZM152 23H153V22H152ZM152 23H150V25H151ZM158 23H157V24H158ZM205 23H206V22H205ZM8 24H9V23H8ZM11 24H12V23H10L9 26L7 25V27L5 26V27H6V32H7V33L16 32L17 30H19V29H16V28H17V27H16L17 25H15V26H11ZM29 24H30V23H29ZM29 24H28V25H29ZM33 24L31 23V25H33ZM35 24H34V25H35ZM98 24H99V23H98ZM98 24L96 25L97 28L99 27ZM115 24H116V23H115ZM122 24H123V23H122ZM208 24H209V22H208ZM18 25H19V22H18ZM28 25H27V26H28ZM31 25H29V26L31 27ZM34 25H33V26H34ZM36 25H37V24H36ZM60 25H62V24H60ZM72 25H73V24H72ZM76 25H77V24H76ZM78 25H79V24H78ZM78 25H77V27H78V29H79V26H78ZM81 25H82V24H81ZM90 25H91V24H90ZM94 25H95V24H94V22H93V26H92V28L94 27ZM126 25H127V24H125V26L123 25V26H124V30H125V27L128 26V25H127V26H126ZM130 25H132V24H130ZM137 25L139 26V25H141V24H137ZM155 25H156V24H155ZM234 25H235V27H236V24H234ZM263 25H264V24H263ZM29 26H28V27H29ZM33 26H32V27H33ZM38 26H39V25H38ZM47 26H48V25H47ZM49 26H50V25H49ZM62 26H64V25H62ZM62 26H61V28H63ZM69 26H71V24H69ZM114 26H116V25H114ZM117 26H118V25H117ZM135 26H136V25H134V27H135ZM156 26H157V25H156ZM219 26H221V24H219ZM227 26H228V25H227ZM21 27H23V26H21ZM34 27H35V30H37L36 26H34ZM56 27H58V26L56 25ZM56 27L54 28V30L56 29ZM66 27H67V26H66ZM89 27H91V26H89ZM89 27H88V29H89ZM101 27H102V26H101ZM101 27H100V28H101ZM134 27H133V28H134ZM139 27H142V26H139ZM139 27H138V28H139ZM161 27H162V25H161ZM221 27H222V26H221ZM221 27H220V28H221ZM48 28H49V29L51 28V31H53V30H52L53 27H48ZM58 28H59V27H58ZM58 28H57V29H58ZM61 28H59V29H61ZM75 28H76V27H75ZM94 28H95V27H94ZM116 28H117V27H116ZM130 28H131V27H130ZM138 28H137V29H138ZM209 28H210V27H209ZM222 28H223V27H222ZM224 28H225V27H224ZM26 29H27V28H26ZM68 29H70V28H67V30H68ZM72 29H74V28H72ZM78 29H77V30H78ZM81 29H83V28H81ZM81 29H80V30H81ZM105 29H106V28H105ZM122 29H123V28H122ZM145 29H146V28H145ZM150 29L152 30V28H150ZM186 29H187V28H186ZM29 30H32V29L28 28V31H29ZM74 30H75V29H74ZM83 30H84V29H83ZM83 30H82V31H83ZM96 30H97V29H96ZM118 30H119V29H118ZM148 30H149V29H148ZM153 30H154V29H153ZM153 30H152V33H153ZM169 30H170V29H169ZM187 30H188V29H187ZM204 30H206V29H204ZM214 30H215V29H214ZM236 30H237V28H236ZM46 31H47V30H46ZM51 31H50V32H51ZM56 31H57V30H55V32H56ZM58 31L61 32L62 30H58ZM58 31H57V32H58ZM82 31H81V32H82ZM84 31H85V30H84ZM89 31H90V29H89ZM208 31H209V30H208ZM217 31H218V30H217V28H216V32H217ZM232 31H233V30H232ZM36 32H37V31H35V33H36ZM38 32H39V31H38ZM38 32H37V33H38ZM50 32H47V33H50ZM63 32H64V31H63ZM77 32H78V31H77ZM77 32H76V33H77ZM90 32H93V31H90ZM90 32H89V33H90ZM94 32H95V31H94ZM97 32H98V30H97ZM97 32H96V33H93V36H95L94 34H97ZM104 32H105V30H104ZM125 32H126L125 36H126V35L128 36V35H130V34L132 35V34L134 33V32H133V33L127 34V33L129 32V30H128V31H125ZM131 32H132V31H131ZM149 32H150V31H149ZM233 32H234V31H233ZM235 32H236V31H235ZM242 32H243V31H242ZM0 33H1V32H0ZM58 33H59V32H58ZM66 33H68V32H66ZM74 33H75V32H74ZM82 33H83V32H82ZM105 33H106V32H105ZM108 33H109V31H108ZM108 33H107V34H108ZM110 33H112V32H110ZM114 33L116 34L115 31H114ZM122 33H123V32H122ZM137 33H138V31H137ZM139 33H140V32H139ZM205 33H206V32H205ZM2 34H3V32H2ZM52 34H53V35H52ZM55 34L57 35V33H54V31L51 32V33H50L51 36H49L48 38H46V40L43 39L44 41H42V42H38V41L36 42L35 39H34V38H31V37H25V40H23V38H20V39H22V43H23V44H22V46H20V47H18V48H15V47H14L13 49H15V50H14L13 52L15 53V51H16L18 54H21L22 52H24V50L27 48L28 45L36 44V43H37V45H39V49H40L39 52H40V51H42V53L45 52V51H49V52H50V49H52V48L49 49V47H48V46H49V43H50L51 41H52V43H53L54 40H55V42H56V41H59V43L61 44V49H60L59 51H58V49H57V50H54V51H53V49H52V51H53L54 54H51L52 52H51V53L48 52V54H49V55L51 54L52 56H54L56 59H58V60H60V61L63 60V62L72 63V64H73V67H74V71H75V50H72V51H70V52H69V51H66V48L69 47V44H70L69 40H67L66 37H64V36H63L64 38H59V37L57 36V38L55 39V36H54ZM99 34H100V35H99ZM99 34H98V36H101V33H99ZM120 34H121V33H120ZM135 34H136V33H135ZM217 34H218V32H217ZM240 34H244V32H243V33H240ZM3 35H4V34H3ZM48 35H49V34H47L46 36H48ZM62 35H63V34H62ZM83 35H84V33L82 34V38H84ZM105 35H106V34H105ZM133 35H134V34H133ZM139 35H140V34H139ZM139 35H138L137 37H139ZM150 35H151V32H150ZM190 35H191V34H190ZM227 35H228V33H227ZM229 35H230V34H229ZM244 35H245V34H244ZM0 36H1V34H0ZM7 36H8V35H7ZM7 36H6V37H7ZM11 36H12V34H11ZM60 36H61V35H60ZM71 36H72V35H71ZM96 36H97V35H96ZM111 36H112V35H111ZM113 36H114V35H113ZM117 36H120V35H117ZM122 36H123V35H122ZM134 36H135V35H134ZM151 36H152V35H151ZM239 36H240V35H239ZM242 36H243V35H242ZM85 37H86V35H85ZM107 37H109V34H108ZM140 37H141V36H140ZM152 37H154V35H153ZM152 37L149 38V39H152ZM161 37H162V36H161ZM222 37H223V36H222ZM240 37H241V36H240ZM240 37H239V38H240ZM1 38H2V37H1ZM8 38H9V37H8ZM79 38H80V37H79ZM98 38H99V37H98ZM109 38H111V37H109ZM109 38H108V39H109ZM125 38H127V37H125ZM130 38H132V36H130ZM134 38H136V37H134ZM13 39H14V38H13ZM13 39L10 40V41H8V43H10V44H11V43H14V42H16V40H17V41H20L19 39H16L15 41H14ZM84 39H85V38H84ZM84 39H82V40L84 41ZM94 39H95V38H94ZM102 39H103V38H102ZM108 39H106V40H108ZM121 39H122V38H121ZM123 39H124V38H123ZM144 39H145V38H144ZM153 39H154V38H153ZM153 39H152V42H153ZM159 39H160V40H159ZM159 39H158V40L161 41L162 38H159ZM165 39H166V38H165ZM241 39H242V38H241ZM47 40H48V41H47ZM79 40H81V39H79ZM99 40H100V39H98V41H99ZM126 40H127V39H126ZM126 40H123V41H125V44L123 43V45H126V44H127V46H130V45H128V42L126 43ZM131 40H132V39H131ZM145 40H148V38L145 39ZM158 40H157V41H158ZM0 41H1V40H0ZM13 41H14V42H13ZM40 41H41V40H40ZM73 41H75V35H74V37H73ZM92 41H93V40H92ZM95 41H96V40H95ZM115 41H117L116 44H119L121 40H117V39H116ZM118 41H119V42H118ZM154 41H155V40H154ZM159 41H158V43H159ZM48 42H49V43H48ZM93 42H94V41H93ZM93 42H92V44L94 45L95 42H94V43H93ZM102 42H103V41H102ZM106 42H107V41H106ZM112 42H113V41H112ZM129 42H131V41L129 40ZM135 42H136V41H135ZM143 42H144V41H143ZM146 42H147V41H146ZM146 42H144V43H146ZM152 42H151V43H152ZM155 42H156V41H155ZM155 42H154V43H155ZM189 42H191V41H189ZM4 43H6V41H4ZM19 43L21 44V41H20ZM73 43H74V42H73ZM76 43H77V42H76ZM107 43H108V42H107ZM138 43H139V42H137L136 44L138 45ZM162 43H163V42H162ZM84 44H86V42H85ZM97 44H99V43H97ZM104 44H105V42H104ZM110 44H111V43H110ZM116 44H115V46H116ZM130 44H131L132 46H134L133 48H135L136 44L133 45L132 42H131ZM141 44H142V43H141ZM148 44H149V43H148ZM159 44H160V43H159ZM159 44H158V45H159ZM165 44H166V43H165ZM3 45H5V44H3ZM6 45H7V44H6ZM15 45H16V43H15ZM17 45H19V44H17ZM17 45H16V46H17ZM51 45H52V44H51ZM53 45H54V44H53ZM90 45H91V43H90ZM119 45H120V44H119ZM119 45H117V46H119ZM143 45H144V44H143ZM146 45H147V44H146ZM150 45H153V43L150 44ZM150 45H149V46H150ZM160 45H161V44H160ZM162 45H163V44H162ZM162 45H161V48H162ZM1 46H2V45H1ZM1 46H0V58L3 57V53H4L3 51L7 50V48H8L7 46H6L7 48H6L5 46H3V47L6 48V49L3 50V48L1 49ZM13 46H14V45H13ZM59 46H60V45H59ZM73 46L75 47V45H73ZM77 46H79V45H77ZM86 46L88 47L89 44H87ZM91 46H92V45H91ZM103 46H104V45H103ZM178 46H179V45H178ZM10 47H12V46H10ZM52 47H55V46H52ZM56 47H58V45H57ZM89 47H90V46H89ZM89 47H88V48H89ZM100 47H101V46H100ZM106 47H107V46H106ZM110 47H111V46H110ZM112 47H114V46L112 45ZM120 47H121V46H120ZM120 47L118 48L119 50H120ZM147 47H148V46H147ZM150 47H151V46H150ZM155 47H156V45H154V48H155ZM159 47H160V46H159ZM192 47H193V46H192ZM35 48H36V47H35ZM47 48H48V50H47ZM84 48H85V47H84ZM92 48H93V47H92ZM114 48H115V47H114ZM123 48H124V47H123ZM126 48H127V47H126ZM128 48H132V47H128ZM128 48L126 49V51H130V49L128 50ZM144 48H145V50H146L145 45H144ZM151 48H152V47H151ZM156 48H157V50H162V49H159L158 46H157ZM256 48H258V47L256 46ZM256 48H255V49H256ZM8 49H9V48H8ZM13 49L11 48V50H13ZM55 49H56V48H55ZM77 49H78V48H77ZM93 49H94V48H93ZM101 49H102V48H101ZM108 49H109V48H108ZM164 49H166V48H164ZM181 49H182V48H181ZM189 49H190V48H189ZM9 50H10V49H9ZM79 50H80V49H79ZM79 50H78L77 52H79ZM81 50H82V49H81ZM90 50H91V49H90ZM94 50H95V49H94ZM94 50H93V52H94ZM109 50H110V49H109ZM109 50H108V51H109ZM115 50H116V49H115ZM150 50H152V49H150ZM153 50H154V49H153ZM155 50H156V49H155ZM155 50H154V51H155ZM157 50H156V51H157ZM261 50H262V49H261ZM35 51H37V49H36ZM104 51H105V50H104ZM104 51H102V53H103ZM131 51H132V50H131ZM148 51H149V49H148ZM156 51H155V52H156ZM184 51H185V48H184ZM7 52H8V51H7ZM68 52H69V53H68ZM87 52H88V51H87ZM87 52H86V53H87ZM105 52H106V51H105ZM122 52H123V51H122ZM124 52H125V51H124ZM124 52H123V53H124ZM134 52H135V51H134ZM134 52H131V53H130L131 56L133 55ZM136 52H137V50H136ZM142 52H144V51L142 50ZM155 52H153V53L155 54ZM157 52H159V51H157ZM166 52H167V51H166ZM188 52H189V50H188ZM197 52H198V51H197ZM24 53H26V52H24ZM37 53H38V51H37ZM81 53H82V52H81ZM148 53H149V52H148ZM153 53H150V54H151V58H153V56H152ZM164 53H165V52H164ZM184 53H185V52H184ZM259 53H260V51H259ZM9 54H10V53H9ZM12 54H13V53H12ZM45 54H47V53H45ZM45 54H43V55H45ZM97 54H98V53H95V52H94V53L89 52L88 56L86 57V59H87V65H88V67H87L86 69H89V71L91 72V74L88 73V72H87V73H88L89 75H91V77H92L93 79H96V80H97V78H98L97 76H101L103 73H106V72H107V71H106V68L104 69V68L101 67V63H100V61H99V58H101V57H99V56H101V55L98 54V55H99V56H98ZM100 54H101V53H100ZM108 54H109V53H108ZM121 54H122V53H121ZM125 54H126V53H125ZM127 54H128V53H127ZM127 54H126V55H127ZM138 54H139V53H138ZM138 54H137V55H138ZM248 54H249V53H248ZM252 54H255V51H254V53L252 52ZM261 54H264V53H261ZM33 55H34V54H33ZM51 55H50V56H51ZM126 55H125V56H126ZM128 55H129V54H128ZM128 55H127V56H128ZM134 55H136V54H134ZM134 55H133V57H132L131 59L134 58ZM156 55H157V53H156ZM158 55H159V54H158ZM163 55H164V54H163ZM167 55H168V53H167ZM175 55H176V54H175ZM187 55H188V53H187ZM197 55H198V54H197ZM197 55H196V56H197ZM200 55H201V54H200ZM202 55H203V54H202ZM241 55H242V54H241ZM241 55H240V56H241ZM243 55H246V54H243ZM23 56H24V55H23ZM131 56H130V57H131ZM141 56H143V55L141 54ZM246 56H247V55H246ZM249 56H251V55L249 54ZM15 57H17V56H15ZM15 57H14V58H15ZM45 57H46V55H45ZM84 57H85V56H84ZM84 57H83V58H84ZM119 57H120V56H119ZM123 57H124V56H123ZM123 57H120V58H123ZM138 57H140V56L138 55ZM147 57H150V56L147 55ZM154 57H155V56H154ZM156 57H157V56H156ZM162 57H165V55L162 56ZM162 57H161V59H162ZM186 57H188V56H186ZM186 57H185V58H186ZM191 57H192V56H191ZM234 57H235V56H234ZM8 58H11V57H8ZM12 58H13V57H12ZM17 58H18V57H17ZM23 58H24V57H23ZM48 58H49V57H48ZM109 58H111V57H109ZM124 58H125V57H124ZM124 58H123V59H124ZM143 58H144V56H143ZM143 58H142V59H143ZM167 58H169V57H167ZM171 58H172V55H171V57L169 58L168 61H172ZM192 58H193V57H192ZM4 59H5V60H8V59H6L5 56H4ZM19 59H20V58H19ZM33 59H34V62H35V58H33ZM33 59H31V57H30L29 60H32V61H33ZM84 59H85V58H84ZM113 59H114V58H113ZM126 59H127V58H126ZM139 59H140V58H139ZM146 59H147V58H146ZM146 59H145V60H146ZM155 59H156V58H155ZM155 59H154V60H155ZM165 59H166V58H165ZM165 59H164V60H165ZM260 59H261V58H260ZM260 59H259L258 61H260ZM5 60L2 61V63H4V64H3V67H5V64H7V62H12V61H13V59H10L11 61H7V62H6ZM15 60H17V59H14V61H15ZM25 60H26V59H24L21 63H16V64H18V65H20V64L26 65L27 62H26ZM51 60H52V59H51ZM110 60H111V59H110ZM117 60H118V58H117ZM120 60H121V59H120ZM127 60H128V59H127ZM133 60L135 61V59H133ZM143 60H144V59H143ZM158 60H160V59L158 58ZM164 60H162V61L164 62ZM253 60H256V59H253ZM49 61H50V60H49ZM118 61H119V60H118ZM123 61H125V60H123ZM131 61H132V60H131ZM138 61H139V60H138ZM141 61H142V60H141ZM147 61H148V60H147ZM149 61H150V60H149ZM149 61H148V64H149ZM184 61H186V60L184 59ZM184 61H182V62L184 63ZM188 61H189V60H188ZM188 61H187V62H188ZM61 62H62V61H61ZM61 62H60V63H61ZM82 62H83V61H82ZM112 62H113V61H112ZM112 62H111V64H112ZM115 62H117L116 59H115ZM119 62H120V61H119ZM125 62H126V61H125ZM125 62H120V63H122V64L124 63V64H125ZM142 62H143V61H142ZM142 62H141V65L143 64ZM144 62H145V61H144ZM151 62H152V61H151ZM166 62H167V59H166ZM190 62H191V61H190ZM192 62H193V60H192ZM234 62H235V61H234ZM262 62H263V61H262ZM38 63H39V62H38ZM128 63H129V62H127V66H128ZM132 63H135V64H133V65L131 66V68L129 67L130 70H128L129 68H128L127 66H125V68H124V67H123L124 65H121V66H120V64H119V65H118V64L115 65L116 63H115V64H112V66L114 65L115 67H113L110 71H111L112 73H115V78H114V80L117 79V81H121V82H129V80H128L127 77H126V73L129 72V74L131 73L133 76L137 77L136 80H135L134 82H132V85H133L134 83H136V85H141L142 83H147V85H148V83L150 82V80H149V78H147L143 73L146 72V71L149 72V68H150V67L147 65V66H148V69H147V67L144 68V67L146 66L147 63H146V64L144 63L145 66H144V67H141V68H140V67H137V66H139V65L137 64L136 61H135V62H132ZM164 63H165V62H164ZM130 64H131V62H130ZM130 64H129V65H130ZM152 64H154V63L152 62ZM155 64H156V63H155ZM169 64H170V63H169ZM169 64H166L165 67H166L167 65H169ZM190 64H191V63H190ZM195 64H196V63H195ZM199 64H200V63H199ZM9 65H10V69H9L10 71L7 73V77H8V78H11V79H12V78L16 77L17 75H21V76H23V75H26V76L29 75L31 78L34 77V78H37V79H39L40 81H42L41 83H43V85L40 84V87L43 88L44 91H48V90H49V89L47 88L46 81H45V80H47V79H45V73L47 72L46 70H44V71H46V72H44V71L42 72V71H41L42 73L40 74V72H39V75H37V73H33V71L31 72L30 70H28V72H24V71L22 72V71H20V69L18 68L17 65H15L14 62H13V64H12V63H9ZM125 65H126V64H125ZM134 65H137V66H134ZM141 65H140V66H141ZM149 65H150V64H149ZM157 65H158V67H159V65H160L159 61H158V64H157ZM162 65H163V63H162ZM202 65H203V64H202ZM262 65H263V64H262ZM30 66H32V65H30ZM35 66H36V65H35ZM39 66H40V65H39ZM180 66H181V65H180ZM194 66H195V65H194ZM241 66H242V64H241ZM3 67H2V68H3ZM37 67H38V66H37ZM109 67H111V66H109ZM152 67H153V66H152ZM152 67H151V69H150V72H152ZM177 67H178V66H177ZM181 67L184 68V66H181ZM191 67H192V68H191L192 70H196V69H194V67H193L192 65H191ZM196 67H197V66H196ZM212 67H214V66H211L210 68L212 69ZM242 67H243V66H242ZM244 67H246V66H244ZM244 67H243V68H244ZM2 68L0 67V69H2ZM8 68H9V67H8ZM42 68H43V67H42ZM107 68H108V67H107ZM126 68H127V70H126ZM156 68H157V67H156ZM160 68L162 69V67H160ZM168 68H169V70L171 69V71H172V68H171L170 66H169ZM237 68H238V67H237ZM262 68H264V67H262ZM28 69H30V68H28ZM36 69H37V68H36ZM145 69H147V70L144 71ZM158 69H159V68H158ZM158 69H157V70H158ZM176 69H177V68H175V69L173 70V72H175L174 75H175L176 72H177ZM185 69H186V71H187V69H190V65H189L188 67H186ZM191 69H190V70H191ZM217 69H218V68H217ZM241 69H242V68H241ZM31 70H32V69H31ZM34 70H35V69H34ZM42 70H43V69H42ZM155 70H156V69H155ZM155 70H154V71H155ZM157 70H156V71H157ZM167 70H168V69H167V67H166V68H165V71L168 72ZM190 70H188V71H189V72H188L189 75H190ZM208 70H210V69H208ZM243 70H244V69H243ZM243 70H242V71H243ZM35 71H36V70H35ZM35 71H34V72H35ZM37 71H38V70H37ZM39 71H40V70H39ZM126 71H128V72H126ZM160 71H163V69L160 70ZM165 71H164V72H165ZM201 71H204V70H201ZM214 71H216V70H214ZM147 72H146V75H147ZM173 72H172V73H173ZM193 72H194V71H193ZM193 72H192V73H193ZM205 72H206V71H205ZM212 72H213V71H212ZM233 72H234V71H233ZM236 72H237V71H236ZM47 73H48V72H47ZM47 73H46V74H47ZM162 73H163V72H162ZM172 73L168 72L167 74H168L169 77H171ZM177 73L180 74L181 72H180V73L177 72ZM183 73L185 74V72H183ZM186 73H187V72H186ZM203 73H204V72H203ZM203 73H200V74H203ZM208 73H209V72H208ZM242 73H244V72H242ZM242 73H241V74H242ZM131 74H130V75H131ZM165 74H166V73H165ZM178 74H177V79H176V81L179 80L178 77H180V76H178ZM184 74H183V75H184ZM198 74H199V73H198ZM212 74H213V73H212ZM218 74H219V73H218ZM234 74H236V73H234ZM248 74H249V73H248ZM255 74H257V73H255ZM259 74H262V73H259ZM259 74H258V75H259ZM42 75H43V76H42ZM47 75H48V74H47ZM151 75H152V74H151ZM151 75H150V76H151ZM153 75L155 76V74H153ZM153 75H152V77H153ZM156 75H158V72H157ZM180 75H182V74H180ZM183 75H182L181 77H183V78L185 77V79L190 78V77L193 76V74H191V76H189V77L187 76V78H186V76H183ZM187 75H188V74H187ZM194 75H196V74H194ZM214 75H215V73H214L212 76H214ZM225 75H226V74H225ZM239 75H240V74H239ZM158 76H159V77H158ZM158 76H157V78H161V77L164 76V75L161 74V75H158ZM160 76H161V77H160ZM166 76H167V75H166ZM172 76H173V75H172ZM219 76H220V75H219ZM219 76H218V77H219ZM50 77H51V76H50ZM50 77H49V78H50ZM169 77H168V78H169ZM201 77H202V76H201ZM209 77H210V76H209ZM225 77H229V75H227V76H225ZM248 77H250V76H248ZM256 77H257V76H256ZM19 78H20V77H19ZM154 78H155V77H154ZM163 78H165V77H163ZM168 78H167V80H166L167 82H169ZM192 78H193V77H192ZM211 78H212V77H211ZM213 78L216 79V77H213ZM42 79H44V80H42ZM169 79H170V78H169ZM202 79H204V78H202ZM229 79H230V78H229ZM238 79H239V78H238ZM5 80H6V78H5V76L3 75V73L0 74V84H3V83H1V82H2V81H5ZM39 80H38V81H39ZM69 80H70V79H69ZM164 80H165V79H164ZM164 80H163V81H164ZM195 80H196V78H195ZM199 80H200V79H199ZM199 80H197V81H199ZM212 80H213V79H212ZM220 80H221V77H220ZM224 80H225V79H224ZM244 80H245V79H243V81H244ZM256 80H257V78H256ZM262 80H263V78H262ZM159 81H162V78L159 79ZM166 81H165V82H166ZM172 81H175V80L173 79ZM205 81H206V80H205ZM205 81H204V82H205ZM225 81H226V80H225ZM228 81H229V80H228ZM19 82H20V81H19ZM19 82H17V84H18ZM65 82H66V81H65ZM165 82H164V83H165ZM177 82H178V81H177ZM177 82H176V83H177ZM234 82H236V81H234ZM234 82L231 81V86H232V83H234ZM245 82H246V81H245ZM38 83H40V82H38ZM93 83L95 84V82H93ZM102 83H103V85H107V84H112V83H114V81L109 80V79H105V80H102ZM154 83L157 84L158 81H157V82H154ZM154 83H153V84H154ZM159 83H160V82H159ZM159 83H158V84H159ZM170 83H172V82H170ZM178 83H180V81H179ZM184 83H185V82H184ZM212 83H213V82H211V84H212ZM239 83H240V82H239ZM68 84H70V85L74 84V87H75V82L72 83V84H71V83H68ZM165 84H166V83H165ZM172 84L178 86V84H175V83H172ZM186 84H190V82H189V83H186ZM209 84H210V82H209ZM211 84H210V85H211ZM216 84H217V83H216ZM226 84H230V83H227V81H226ZM226 84H225V85H226ZM236 84H237V83H236ZM241 84H243V83H241ZM241 84H240V85H241ZM244 84H245V83H244ZM90 85H91V84H90ZM149 85H150V84H149ZM149 85H148V86H149ZM160 85H161V84H160ZM160 85H159V86L157 85V87H160ZM174 85H172V86H174ZM184 85H185V84H184ZM191 85H192V84H190V86H191ZM222 85H223V84H222ZM234 85H235V84H234ZM240 85H239V86H240ZM245 85L247 86V84H245ZM257 85H258V84H257ZM262 85H263V84H262ZM57 86H59V84H58ZM155 86H156V85H155ZM155 86H154V87H155ZM162 86L165 87V85H163V84H162ZM162 86H161V87H162ZM213 86H214V85H213ZM220 86H221V85H220ZM220 86H218L217 88H220ZM239 86H238V87H239ZM255 86H256V85H255ZM63 87H64V86H63ZM93 87H96V86H93ZM125 87H126V86H125ZM125 87L122 88V89L124 90L123 92H119V96L121 97V98L119 97L120 99H125V98H128L129 96H134V95L137 93V90L135 89V86L131 87V85H130V86H128L129 88H127L126 90H125ZM157 87H156V89H159V88H157ZM168 87H169V86H168ZM178 87H180V86H178ZM185 87H187V86L185 85ZM185 87H183V89H185ZM224 87H225V86H224ZM233 87H234V86H232V89H233ZM242 87H244V85L241 86V89H242ZM50 88H52V87H50ZM64 88H65V87H64ZM109 88H110V87H109ZM170 88H171V87H169V89H170ZM172 88L175 89L174 87H172ZM214 88H215V87H213L212 89H214ZM217 88H215L214 90H216ZM226 88L228 89V87H226ZM226 88H225V89H226ZM229 88H230V87H229ZM249 88H252V86H250ZM249 88H247V89H249ZM261 88H262V87L259 86L258 89L260 90ZM20 89H21V88H20ZM91 89H92V88H91ZM93 89H94V88H93ZM173 89H172V90H173ZM176 89H177V87H176ZM187 89H188V88H187ZM203 89H205V88H203ZM212 89H210V90H212ZM223 89H224V88H222V91H223ZM236 89H238V88H236ZM236 89H235V90H236ZM247 89H246V91H247ZM262 89H263V88H262ZM262 89H261V90H262ZM29 90H30V89H29ZM33 90H34V89H33ZM52 90H53V89H52ZM160 90L162 91V89H160ZM172 90H171V91H172ZM188 90H189V89H188ZM230 90H231V89H230ZM233 90H234V89H233ZM242 90H243V89H242ZM252 90H253V89H252ZM57 91H59V93H62V91H60L59 89H58ZM91 91H92V90H91ZM93 91H94V90H93ZM96 91H97V90H96ZM156 91H157V90H156ZM156 91H153V92H156ZM158 91H159V90H158ZM163 91H164V88H163ZM168 91H169V90H168ZM182 91H183V90H182ZM182 91H180V92H182ZM190 91L193 92L194 90L192 89V90H190ZM190 91H189V92H190ZM195 91H197V90H195ZM204 91H205V90H203V92H204ZM216 91H217V90H216ZM216 91H215V92H216ZM226 91H228V90H226ZM244 91H245V90H244ZM244 91H243V92H244ZM246 91H245V92H246ZM250 91H251V90H250ZM254 91H257V88H256V90L254 89ZM51 92H52V91H51ZM159 92H160V91H159ZM213 92H214V91H213ZM218 92H219V91H218ZM228 92H229V91H228ZM228 92H226V93H228ZM234 92L237 93L238 91H234ZM247 92H248V91H247ZM259 92H260V91H259ZM259 92H258V93H259ZM13 93H14V92H13ZM19 93H20V92H19ZM46 93L48 94V92H46ZM53 93H54V92H53ZM53 93H51V95H53ZM125 93H127L128 95L126 96ZM167 93H168V92H167ZM167 93H166V94H167ZM173 93H174V95L177 94L176 91H173ZM205 93H206V92H205ZM205 93H204V94H205ZM223 93H224V92H223ZM256 93H257V92H256ZM261 93H263V92L261 91ZM15 94H17V92H16ZM23 94L25 95V93H22V96H24ZM30 94H31V93H30ZM49 94H50V93H49ZM100 94H101V96H102L101 98H105L104 104H102V107H105V109H109V108L107 107V106H109V103H108L109 100H111V99H113V98H114L115 100H116V99L119 100V98H117L116 94H114V93L111 92L110 90L108 91V93H107L106 91H101ZM158 94H159V93H158ZM158 94H156V95L158 96ZM168 94H169V93H168ZM168 94H167V95H168ZM187 94H188V93H187ZM211 94H214V93H211ZM221 94H222V93H221ZM245 94H246V93H245ZM247 94H249V93H247ZM254 94H255V93H254ZM254 94H250V95H254ZM2 95H3V94H2ZM26 95H28V94H26ZM26 95H25V96H26ZM61 95H63V94H61ZM65 95H66V93H65ZM164 95H165V94H164ZM172 95H173V94H172ZM177 95H178V94H177ZM177 95H176V96H177ZM180 95H181V94H180ZM214 95H215V94H214ZM216 95H218V94H216ZM222 95H223V94H222ZM239 95H240V93H239ZM48 96H50V95H48ZM184 96H185V95H184ZM194 96H196V94H195ZM211 96H212V95H211ZM211 96H210V97H211ZM225 96H226V95H225ZM256 96H261V97H258V98H262L264 95H263V96H262V95H256ZM1 97H2V96H1ZM5 97H7V96H5ZM27 97H28V96H27ZM37 97H39V96H37ZM41 97H42V96H41ZM54 97H56V96L54 95ZM98 97L100 98V96H98ZM160 97H161V96H160ZM160 97H159V98H160ZM166 97H167V96H166ZM174 97H175V96H174ZM178 97H179V96H178ZM202 97H203V96H202ZM218 97H219V96H218ZM222 97H223V96H221V98H222ZM227 97H228V96H227ZM227 97H226V99L229 98V97H228V98H227ZM247 97H248V96H247ZM66 98H68V97H66ZM66 98H65V99H66ZM70 98H74V99H75L76 97L73 96V97H70ZM169 98H170V96L168 97V99H169ZM230 98H233V96H231ZM244 98H245V97H244ZM251 98H252V97H251ZM263 98H264V97H263ZM3 99H4V98H3ZM23 99H24V98H23ZM30 99H31V97H30ZM35 99H36V98H35ZM94 99H95V98H94ZM170 99H171V98H170ZM180 99H181V98H180ZM182 99H183V98H182ZM182 99H181V100H182ZM226 99H225V100H223V99L220 100V99H219V100H220V101H226ZM252 99H254V97H253ZM256 99H257V98H256ZM6 100H7V99H6ZM10 100H11V99H10ZM14 100H15V98H14ZM16 100H17V99H16ZM25 100H26V99H25ZM25 100H24V101H25ZM42 100H43V98H42ZM61 100H62V99H61ZM72 100H73V99H72ZM132 100H133V99H132ZM157 100H158V99H157ZM159 100H160V99H159ZM159 100H158V102H159ZM171 100H172V99H171ZM171 100H169V101H171ZM202 100H203V99H202ZM214 100H215V97H214ZM238 100H240V98H239ZM249 100H250V99H249ZM261 100L263 101V99H261ZM7 101H8V100H7ZM27 101H28V100H27ZM30 101H31V100H30ZM37 101H38V98H37ZM44 101L46 102V99H44L43 102H44ZM122 101H123V100H122ZM178 101H180V100H178ZM211 101H213V99H212ZM256 101H257V100H256ZM256 101H255V102H256ZM259 101H260V99H259ZM262 101H260V105H261V106H262V104H263ZM4 102H5V101H4ZM14 102H15V101H14ZM16 102H17V101H16ZM16 102H15V103H16ZM140 102H143V101H140ZM160 102H161V100H160ZM183 102H184V101H183ZM215 102H219V101H215ZM226 102H227V103L229 102L228 104H230V101H226ZM226 102H225V103H226ZM237 102H238V101H237ZM255 102H254V103H255ZM261 102H262V103H261ZM9 103H11V101L8 102L7 104H9ZM25 103H26V101H25ZM25 103H24V104H25ZM67 103H68V104H67ZM67 103H65V104H66V105H69V102H67ZM169 103H170V102H169ZM232 103H233V102H232ZM256 103H257V102H256ZM3 104H5V103H3ZM26 104H27V103H26ZM49 104H50V101H49ZM58 104L60 105V103H58ZM79 104H80V103H79ZM121 104H122V103H121ZM162 104H163V102H162ZM167 104H168V103H167ZM175 104H176V102H175ZM190 104H191V103H190ZM222 104H223V103H222ZM12 105H13V104H12ZM43 105H45V104H43ZM59 105H57V106H59ZM119 105H120V104H119ZM159 105L161 106L160 103H159ZM163 105H164V104H163ZM204 105H205V104H204ZM204 105H203V106H204ZM226 105H227V104H226ZM230 105H231V104H230ZM258 105H259V104H258ZM1 106H5V105H0V108L2 109ZM27 106H28V105H27ZM60 106H61V105H60ZM70 106H72V104L69 105V107H70ZM80 106H81V105H80ZM120 106H121V105H120ZM152 106H153V105H152ZM176 106H177V105H175V107H176ZM179 106H180V105H179ZM184 106H185V104H184ZM198 106H199V104H198L197 106H195V108H200V107H201V105H200V107H198ZM211 106H212V105H211ZM223 106H224V105H223ZM227 106H228V105H227ZM17 107H18V106H17ZM23 107H24V106H23ZM39 107H40V106H39ZM110 107H111V106H110ZM118 107H119V106H118ZM131 107H132V106H131ZM134 107H135L136 110L139 108V107H136V106H134ZM150 107H151V106H150ZM170 107H171V106H170ZM172 107H173V106H172ZM191 107H192V105H191ZM191 107L189 108V110H188V109H186V110H187V111H190V109H191V110L193 111V109H192ZM205 107H206V106H205ZM208 107H209V106H208ZM242 107H243V106H242ZM254 107H255V106H254ZM263 107H264V105H263ZM3 108H4V107H3ZM24 108H25V107H24ZM122 108H123V106H121V109H122ZM125 108H127V107H125ZM166 108H167V107H166ZM224 108H227V107L224 106ZM26 109H27V108H26ZM32 109H33V108H32ZM37 109H39V108H37ZM41 109H43V108L41 107ZM110 109H111V108H110ZM145 109H146V108H145ZM161 109H163V108H161ZM177 109H178V108H177ZM210 109H211V108H210ZM254 109H257V108H254ZM254 109H253V110H254ZM258 109H259V108H258ZM2 110H3V109H2ZM2 110H1V111H2ZM117 110H118V109H117ZM139 110H140V109H139ZM139 110H138V111H139ZM151 110H152V109H151ZM153 110H154V109H153ZM167 110H168V108H167ZM203 110H204V109L202 108V111H203ZM211 110H212V109H211ZM218 110H220V109H218ZM4 111H5V109H4ZM13 111H14V110H13ZM30 111H31V110H30ZM32 111L34 112V109H33ZM36 111L38 112L39 110H35V113H36ZM58 111H59V110H58ZM75 111H76V110H75ZM75 111H74V112H75ZM110 111H111V113H112V110H110ZM119 111H120V109H119ZM175 111H176V110H175ZM183 111H184V110H183ZM192 111H191V112H192ZM198 111L202 112L201 110H197L196 112H198ZM16 112H17V111H16ZM76 112H77V111H76ZM152 112H153V111H152ZM154 112H156V110H154ZM154 112H153V113H154ZM196 112H195V113H196ZM221 112H222V111H221ZM226 112H227V110H226ZM238 112H239V111H238ZM38 113H39V112H38ZM118 113H119V112H118ZM130 113H131V112H130ZM156 113H158V112H156ZM167 113H169V112H167ZM172 113H173V112H172ZM180 113H181V112H180ZM254 113H255V112H254ZM254 113H252V114H254ZM261 113H262V112H261ZM33 114H34V113H33ZM60 114H61L62 116H66L67 119H69V118L71 117V115H70V110H68V109L64 110L63 112H62V110H61ZM86 114L88 115L87 118H88L90 121L95 122V123H97V124L94 125V126H91L90 128H88V130H87V132H86V133L88 134V136L91 137V141H90L89 145H88L87 147H86V146H85V147L80 146V148H78V151L75 152V155L73 156V158H74V159L77 158L78 160H80V165L83 164V163H84V164H91V163H93V164H95V165H102V163L98 164V163H97L98 161H97V160L93 161V159H94V158H98V155L101 156V155H104V154H106V155H108V156H113V157H112L113 161H115V160L118 161L119 158H120V156L123 155V154L121 153V149H120L119 146H117V145L114 144V145H113V149L111 148L110 145H112V144H111V142H110V141H111L110 139L107 140V141L109 142L107 145H100V146L98 147V153H97V154H96V151H95L96 144H94V143H95V141H97L100 137H102V135H105L106 138H109V137H108V133H109V136H110V137H113L112 139H114L115 141H116V140H119L118 135H119V136H122V135L124 134V129L119 128L118 130L111 131V130L107 127L108 125H104V124H103V122H104L103 119H104V118L100 117V118H96V119H95L94 116L92 115V112L89 111V110H88V112H87ZM119 114H120V113H119ZM154 114H155V113H154ZM159 114H161V113L159 112ZM185 114H190V112H189V113H185ZM197 114H198V113H197ZM203 114H204V113H203ZM228 114H229V113H228ZM75 115H76V114H75ZM123 115H124V113H123ZM173 115H174V114H173ZM105 116H106V115H105ZM200 116H201V115H200ZM200 116H199V117H200ZM2 117H3V115H2ZM40 117H41V120H43L44 122H46V124H45V123L42 122V121H38V120H36V124H37L38 126L40 125V127H43V128L45 129V134H44V136H43V139L46 138V135H47V134H48V135H53V134L55 135V134H57V135H59V136H63V134L65 135V133L67 134V133H71V132H72V130H71L72 127L62 128V127L59 125L60 120L58 119V116H56V114H55V106H54V105L48 106V103H47V104H46V107H45L43 110H40ZM78 117H79V116H78ZM80 117H81V116H80ZM134 117H138V115H135ZM158 117H159V116H158ZM158 117H157V118H158ZM164 117H166V116H164ZM190 117H191V116H190ZM239 117H240V116H239ZM25 118H26V120H24V121L21 122V123L23 124V125H22L23 127L25 126L26 128H28V126H29V122L31 121V118L28 119V118H29L28 116H25ZM66 118H65V119H66ZM75 118H76V117H75ZM138 118H139V117H138ZM188 118H189V117H188ZM111 119H113V118H111ZM189 119H190V118H189ZM203 119H204V118H202V120H203ZM205 119H206V118H205ZM205 119H204V120H205ZM210 119H211V118H210ZM214 119H215V123H216V122H217L216 120L219 119V118H215V117H214ZM214 119H212V122H213ZM230 119H231V118H230ZM245 119H246V118H245ZM263 119H264V118H262V120H263ZM4 120H5V119H4ZM8 120H9V119H8ZM28 120H29V121H28ZM69 120L71 121L72 118L69 119ZM106 120H107V119H106ZM108 120H109V119H108ZM126 120H130V119H126ZM170 120H171V119H170ZM174 120H177V119H174ZM199 120H200V119H199ZM74 121H76V122H74V123H77V120H76V119H75ZM156 121H157V119H156ZM191 121H193V120H191ZM200 121H201V120H200ZM200 121H197V122L199 123ZM223 121H224V119H223ZM233 121H234V120H233ZM10 122H11V121H10ZM62 122H63V121H62ZM62 122H61V123H62ZM71 122H72V121H71ZM108 122H109V121H108ZM129 122H130V121H129ZM201 122H202L201 125H202V124L204 125L205 121H204V123H203V121H201ZM212 122H211V123H212ZM220 122H221V121H220ZM143 123H144V122H143ZM155 123H156V122H155ZM175 123H176V121H175ZM194 123H195V119H194ZM198 123L195 124V125H198ZM207 123H209V121H207ZM207 123H205V124H207ZM221 123H222V122H221ZM234 123H235V122H234ZM234 123H233V124H234ZM71 124H72V123H71ZM115 124H116V123H115ZM117 124H118V123H117ZM177 124H178V123H177ZM216 124H218V122H217ZM216 124H215V125H216ZM233 124H232V126H233ZM13 125H14V124H13ZM122 125H123V124H122ZM132 125H133V124H132ZM167 125H168V124H167ZM188 125H189V124H188ZM188 125H187V126H188ZM199 125H200V123H199ZM201 125L198 126V128H199V127L201 128ZM210 125H214V123H212V124H210ZM210 125H206L205 128H208L207 126H210ZM240 125H242V123H240ZM247 125H248V124H247ZM247 125L245 126L246 128H247ZM38 126H37V127H38ZM141 126H142V125H141ZM184 126H185V125H184ZM190 126H193V125H190ZM219 126H220V125H219ZM219 126H218V127H219ZM230 126H231V125H230ZM230 126H229V127H230ZM237 126H238V125H237ZM258 126H259V125H258ZM258 126H256V127H258ZM150 127H152V126H150ZM168 127H169V125H168ZM170 127H171V126H170ZM172 127H173V126H172ZM172 127H171V128H172ZM214 127H216V126H214ZM16 128H17V127H16ZM156 128H158V127H156ZM161 128H162V127H161ZM161 128H160V129H161ZM193 128H194V127H193ZM196 128H197V127H196ZM198 128H197V129H198ZM200 128H199V129H200ZM202 128L205 129L204 126H203ZM212 128H213V127H212ZM219 128H220V127H219ZM230 128H231V127H230ZM11 129H12V128H11ZM39 129H41V128H39ZM44 129H43V131H44ZM121 129H122V130H121ZM180 129H181V127H180ZM185 129H186V128H185ZM187 129H188V128H187ZM189 129H190V128H189ZM197 129H196L195 131H197ZM203 129H202V131H204ZM209 129H210V127H209ZM216 129H218V128H215V130H216ZM234 129H235V128H234ZM242 129H243V128H242ZM41 130H42V129H41ZM182 130H183V129H182ZM182 130H180V131H182ZM200 130H201V129H200ZM210 130H212V129H210ZM213 130H214V129H213ZM223 130H226V131H227L228 128L223 129ZM239 130L241 131V129H239ZM2 131H3V130H2ZM11 131H12V130H11ZM88 131H89V133H88ZM125 131L127 132V129H126ZM137 131H138V130H137ZM183 131H184V130H183ZM192 131H193V130H191V132H192ZM0 132H1V131H0ZM3 132H4V131H3ZM20 132H21V131H20ZM128 132L130 133V137H129V139L132 140V146H131V149H132V150H134V149H139V150H141L142 147H141L140 145H138L137 142L134 143V141H133V140H136V141H137V139L140 138V137L137 138V136H138V135H137V132L134 130V128L128 129ZM161 132H162V131H161ZM197 132L199 133V131H197ZM200 132H201V131H200ZM227 132H228V131H227ZM230 132H231V131H230ZM233 132H234V130H233ZM233 132H232V133H233ZM259 132H260V131H259ZM263 132H264V131H263ZM22 133H24V132H22ZM102 133H103V134H102ZM173 133H174V132H173ZM183 133H186V134H187V131H185V132H183ZM209 133H210V135L207 134V133H206V134L209 135V136L211 137V133H213V132H209ZM217 133H218V132H217ZM217 133H215V134H217ZM234 133H235V132H234ZM237 133H239V131H238ZM245 133H246V132H245ZM3 134H4V133H3ZM3 134H2V135H3ZM113 134H114V135H113ZM159 134H160V133H159ZM181 134H182V133H181ZM189 134H190V133H189ZM191 134H192V133H191ZM201 134H202V133H200V135H201ZM204 134H205V133H204ZM235 134H236V133H235ZM239 134H241V133H239ZM8 135H9V134H8ZM20 135H21V134H20ZM150 135H151V134H150ZM160 135H161V134H160ZM169 135H170V134H169ZM198 135H199V134H198ZM207 135H206V138H208ZM217 135H218V134H217ZM232 135H233V134H232ZM260 135H261V134H260ZM262 135H264V134H262ZM0 136H1V134H0ZM11 136H12V134H11ZM16 136H17V138H18L19 135H16ZM21 136H22V135H21ZM23 136H24V135H23ZM158 136H159V135H158ZM170 136H171V135H170ZM174 136H175V135H174ZM183 136H185V135H183ZM187 136H188V135H187ZM204 136H205V135H204ZM218 136H220V135H218ZM235 136H236V135H235ZM235 136H234V137H235ZM1 137H2V136H1ZM4 137H6V136L4 135ZM4 137H3V138H0V139H4ZM14 137H15V136H14ZM26 137H27V136H26ZM26 137H25V138H26ZM29 137H30V136H29ZM29 137H28V138H29ZM149 137H150V136H148V138H149ZM196 137H197V136H196ZM199 137H200V136H199ZM199 137H198V138H199ZM215 137H216V136H215ZM236 137L238 138V136H236ZM239 137H240V136H239ZM249 137H250V136H249ZM9 138H12V137H9ZM39 138H41V136H39ZM182 138H183V137H182ZM189 138H190V136H189ZM193 138H194V137H192L191 139H193ZM200 138H202V137H200ZM216 138H217V137H216ZM251 138H252V137H251ZM7 139H8V138H7ZM7 139H4L5 142H6ZM21 139H22V138H21ZM67 139H68V138H67ZM169 139H170V138H169ZM180 139H181V138H180ZM211 139H212V138H211ZM211 139H208V140H211ZM217 139H218V138H217ZM254 139H255V138H254ZM263 139H264V138H263ZM4 140H3V143H5ZM23 140H24V139H23ZM70 140H71V139H70ZM147 140H148V139H147ZM206 140H207V139H206ZM214 140H216V139H214ZM240 140H241V139H240ZM55 141H56V143H55ZM123 141H125V140H123ZM194 141H195V140H194ZM197 141H198V140H197ZM234 141H235V140H234ZM0 142H2V141H0ZM9 142H10V139H9ZM93 142H94V143H93ZM120 142H122V141H120ZM120 142H119V143H120ZM149 142H150V141H149ZM154 142H155V141H154ZM157 142H158V141H157ZM167 142H169V140H168ZM231 142L233 143V141H231ZM262 142H263V141H262ZM51 143H52L53 147H55L54 150H56L57 148H58V149H59V148L62 149V148L66 145V144H64V142H63L62 140H59V139H54ZM86 143H87V142H86ZM186 143L188 144L189 141L185 142V144H186ZM224 143H225V142H224ZM228 143H229V142H228ZM260 143H261V142H260ZM11 144H12V143H11ZM11 144H10V146H11ZM25 144H26V143H25ZM44 144H45V143H44ZM47 144H48V143H47ZM69 144H70V143H69ZM71 144H72V143H71ZM87 144H88V143H87ZM179 144H180L179 146H181V143H179ZM187 144H186V145H187ZM191 144H193V143H191ZM194 144H195V142H194ZM197 144H198V142H197ZM199 144H201V143H199ZM210 144H211V143H210ZM212 144H213V143H212ZM219 144H220V143H219ZM219 144H218L219 147L222 146V144H220V145H219ZM225 144H227V143H225ZM4 145H5V144H4ZM7 145H8V144H7ZM22 145H23V144H22ZM49 145H50V142H49ZM130 145H131V144H130ZM189 145H190V144H189ZM262 145H263V143H262ZM2 146H3V145H2ZM8 146H9V145H8ZM24 146H25V145H24ZM26 146H27V145H26ZM30 146H32V144H29V147H30ZM145 146H146V145H145ZM149 146H150L151 148L156 147V145H155L153 142L150 143ZM179 146H177L178 149H179ZM190 146H191V145H190ZM198 146L201 147L200 145H198ZM3 147H4V146H3ZM13 147H14V145H13ZM15 147H16V146H15ZM49 147H50V146H49ZM167 147H168V146H167ZM175 147H176V146H175ZM175 147H173V148H174V151H173V152H172V150L170 149V150H169V153H166V154H165V160L168 161L169 163L172 162L173 164H180V163H184V164H186L185 162L188 160V158H187V160H186V159H185V156H187V155L183 156V154H182V155H181V154H178V151H179V150L182 151L183 149H179V150L177 151V149H176ZM187 147H189V146H187ZM206 147H207V146H206ZM8 148H10V147H6V149H8ZM19 148H20V147H19ZM157 148H159V147L157 146ZM185 148H186V147H185ZM190 148H195V147L192 146V147H190ZM207 148H208V147H207ZM220 148H222V147H220ZM228 148L230 149V147L227 146V149H228ZM262 148H263V147H262ZM262 148H260V150H261ZM3 149H5V148H3ZM16 149H17V148H16ZM117 149H118V150H117ZM145 149H146V147H145ZM161 149H162V147H161ZM186 149H187V151L193 152V150L191 151L190 149L188 150V148H186ZM195 149L198 150V147L195 148ZM223 149H224V148L221 149V151H220L221 153L224 151ZM263 149H264V148H263ZM54 150H52V151L54 152ZM142 150H143V149H142ZM163 150H165V149H163ZM199 150H200V148H199ZM202 150H203V148L201 149V151H202ZM205 150H206V149H205ZM213 150H214V149H213ZM216 150L219 152L218 148H216ZM134 151H135V150H134ZM144 151H145V150H144ZM150 151H151V150H150ZM159 151H160V150H159ZM165 151H166V150H165ZM187 151H186V152H187ZM195 151H196V150H194V152H193V156H192L191 158L196 157V155L198 154V152H195ZM201 151H200V154H201ZM211 151H212V150H211ZM214 151H215V150H214ZM1 152H2V149H1ZM1 152H0V153H1ZM10 152H11V150H10ZM15 152H16V150H15ZM53 152H52V154L49 155V157L44 156V157H45V161L48 160V159H50V158H52V157H53V159H56V157H59V156H58V153H57V155H56V154H54ZM151 152H152V151H151ZM160 152H161V151H160ZM220 152H219V156H220ZM229 152H230V151H229ZM2 153H3V152H2ZM2 153H1V154H2ZM7 153H8V151H7ZM7 153H5V154H7ZM138 153H139V152H138ZM146 153H147V152H146ZM146 153H145V154H146ZM180 153H181V152H180ZM184 153H185V152H184ZM187 153H189V152H187ZM194 153H195V154L197 153V154L195 155ZM225 153H226V152H225ZM227 153H228V151H227ZM145 154H144V155H145ZM152 154H153V153H152ZM152 154H151V155L148 154L149 156H147V157H148V158H150V156L152 157ZM203 154H204V152H203ZM212 154H214V153H212ZM229 154H230V153H229ZM7 155H9V154H7ZM11 155H12V154H11ZM13 155H15V154H13ZM21 155H23V154H21ZM21 155H20V156H21ZM68 155H69V154H68ZM190 155H191V153H190ZM194 155H195V156H194ZM223 155H224V154H223ZM232 155H233V153H232ZM0 156H2V155H0ZM3 156H4V155H3ZM129 156H130V155H129ZM142 156H143V155H142ZM198 156H199V155H198ZM198 156H197V157H198ZM210 156L213 157L211 154H210ZM215 156H216V155H215ZM215 156H214V157H215ZM221 156H222V155H221ZM5 157H6V156H5ZM9 157H10V158H8V159H11L13 156H9ZM16 157H17V156H16ZM16 157H15V158H16ZM29 157H30V156H29ZM32 157H33V156H32ZM143 157H144V156H143ZM187 157H189V156H187ZM203 157H205V155H203ZM214 157H213V158H214ZM224 157H225V156H224ZM2 158L4 159V157H2ZM2 158H1V159H2ZM34 158H36V157L34 156ZM140 158H141V157H140ZM216 158H217V157H216ZM3 159H2V160H3ZM18 159H19V158H18ZM28 159H29V158H28ZM32 159H33V158H32ZM60 159H61V158H60ZM151 159H152V158H151ZM151 159H150V160L148 159V160L151 161ZM155 159H156V158H155ZM155 159H154V160H155ZM198 159H199V158H198ZM201 159H202V158H201ZM201 159H200V160H201ZM203 159H204V158H203ZM205 159H206V157H205ZM205 159L202 160V162H203V161L206 162ZM214 159H215V158H214ZM220 159H221V158H220ZM225 159H226V158H225ZM6 160H7V159H6ZM6 160H5V161H6ZM13 160H14V157H13ZM13 160H12V161H13ZM65 160H66V159H63V158H62V159L59 160V161H55V162L52 161V162H53V164H56L57 162H58V164H60V165L58 166V170H61V169L63 170V166L66 167V168H68V170L74 168V171H73V172H70V173L75 175V167H80V165L76 164L75 161H74V163L69 164V163H67ZM161 160L164 161L163 159H160L159 161H161ZM209 160H210V159H209ZM248 160H249V159H248ZM248 160H247V161H248ZM3 161H4V160H3ZM10 161H11V160H10ZM18 161H19V160H18ZM22 161H25V160H22ZM26 161H27V159H26ZM26 161H25V162H26ZM33 161H35V160L33 159ZM105 161H107V160H105ZM157 161H158V160H156L155 163H156ZM188 161H189V160H188ZM195 161H196V160H195ZM221 161H223V160H221ZM231 161H232V160H231ZM235 161L239 163L238 160H235ZM243 161H244V160H243ZM25 162H24V163H25ZM139 162H140V161H139ZM210 162H213V161H210ZM216 162H217V161H216ZM218 162H219V161H218ZM0 163H2V162H0ZM11 163H12V162H11ZM26 163H28V162H26ZM38 163H39V162H38ZM141 163L143 164L142 161H141ZM147 163H148V162H147ZM157 163H158V162H157ZM157 163H156V165L158 166L159 164H157ZM159 163H160V162H159ZM161 163H162V162H161ZM161 163H160V165H162ZM163 163H164V162H163ZM189 163H190V162H189ZM197 163H198V162H197ZM224 163H227V162H224ZM233 163H234V162H232V163H228V165H229V164H232L233 166H235ZM238 163H237V164H238ZM241 163H242V161H241ZM241 163H240V164H241ZM9 164H10V162H9ZM16 164H17V163H16ZM106 164L109 166L108 163H105V164H104V167L107 166ZM118 164H119V163H118ZM164 164H165V165H163V166H166V163H164ZM184 164H183V165H184ZM191 164H192V163H191ZM195 164H196V163H195ZM210 164H211V166L213 167V166H214L215 164H217V163H215L214 165H213L212 163H208L209 167H210ZM218 164H219V163H218ZM218 164H217V165H218ZM240 164H239V165H240ZM0 165H1V164H0ZM5 165H7V166H5V167H8V169H9L8 164H5ZM10 165H11V164H10ZM14 165H15V160H14ZM24 165H25V164H24ZM125 165L127 166V164H124L122 167H123V168H126ZM156 165H155V168H156ZM1 166H2V165H1ZM16 166H17V165H16ZM18 166H19V165H18ZM108 166H107V167H108ZM116 166L118 167V165H116ZM147 166H148V165H147ZM184 166H185V165H184ZM205 166H206V165H205ZM2 167H3V166H2ZM2 167H0V170H1ZM143 167H144V166H143ZM158 167H160V166H158ZM161 167H162V166H161ZM161 167H160V168H161ZM166 167H167V166H166ZM173 167H174V166H172V168H173ZM177 167H179V166H177ZM193 167H195V166H193ZM231 167H232V166H231ZM236 167H238V165H236ZM10 168L12 169L13 167H10ZM108 168H109V167H108ZM114 168H115V167H114ZM160 168H158V169H160ZM162 168H164V170H165V167H162ZM162 168H161V169H162ZM206 168H207V167H206ZM206 168H205V169H206ZM225 168H226V167H225ZM225 168H224V169H225ZM227 168H228V167H227ZM227 168H226V169H227ZM229 168H230V167H229ZM229 168H228V169H229ZM239 168H240V167H239ZM4 169H5V168H4ZM13 169H14V168H13ZM20 169H22L21 166H20ZM99 169H100V168H99ZM127 169H128V168H127ZM152 169H154V166L152 167ZM152 169H151V170H152ZM158 169H156V170L158 171ZM175 169H176V167H175ZM195 169H197V168H195ZM214 169H215V168H214ZM244 169H246V168H244ZM6 170H7V169H6ZM18 170H19V169H18ZM136 170H137V169H136ZM139 170H140V169H139ZM144 170H145V169H144ZM151 170H150V171H151ZM164 170H161L162 173H160V174L157 173V175H161V176L157 177V178H159V179H155V177H156L157 175H155V174H153V173H152V174H153V177L155 176V177H154V180L143 179V177H139V179H140V181H141V184H142L143 182H145V180H146V182H147V181H148V182L151 181L152 184H154V185L157 186L158 188H161V187L163 186L162 184H166V183H162V182H161V181H163L162 179H163V178H166V176H167V174H165V171H166V170H165V171H164ZM172 170H173V169H172ZM183 170H184V169H183ZM193 170H194V169H193ZM209 170H211V169H208V171H209ZM218 170H219V169H218ZM237 170H238V168H237ZM1 171H2V170H1ZM1 171H0V172H1ZM11 171H12V170H11ZM11 171H10V172H11ZM15 171H16V170H15ZM24 171H25V170H24ZM24 171H23V172H24ZM35 171H36V170H35ZM35 171H34V172H35ZM133 171H134V170H133ZM141 171H142V170H141ZM168 171H169V170H168ZM174 171H176V170H174ZM216 171H217V169H216ZM219 171H220V170H219ZM229 171H230V174H231L232 171H231V170H229ZM233 171H234V170H233ZM238 171H242V170H238ZM238 171H237V173H238ZM8 172H9V171H8ZM32 172H33V171H32ZM34 172H33V173H34ZM36 172H38V171H36ZM104 172H105V171H104ZM135 172H136V171H135ZM163 172H164V173H163ZM185 172H186V171H185ZM204 172H205V171H204ZM206 172H207V171H206ZM223 172H224V170H223ZM227 172H228V171H227ZM227 172H226V173H227ZM247 172H249V171H247ZM3 173H4V172H3ZM6 173H7V171H6ZM13 173H15L14 170H13ZM13 173H12V175H13ZM16 173H18V172H16ZM33 173H32V175H33ZM140 173H141V172H140ZM166 173H167V171H166ZM170 173H172V172H170ZM170 173H169V174H170ZM174 173H176V172H174ZM221 173H222V171H221ZM228 173H229V172H228ZM237 173H236V174H237ZM0 174H1V173H0ZM8 174H9V173H8ZM8 174H7V176H8ZM18 174H19V173H18ZM27 174H28V172H27ZM34 174H35V173H34ZM104 174H105V176H103V177H100V178H94V180H93V181H94L93 184H94L98 189H97V191H96L95 193H92V194H91V197H92V198L97 197V198L100 199V200L110 201V202H112V203H114V201H115L114 199H115L118 195H122V197H123L125 200H126L128 197L130 198L131 195H130V193H129V192H130V191H129V190H130L129 187H130V185H132V183L129 184V182L126 181V175H127L126 172H125V173H121V169H120V168H117V170H116V172H115V178L117 179V181L115 180V183H113V184H111V183L114 182V180L111 179V178H108L109 175L107 176L106 172H105ZM172 174H173V173H172ZM172 174H171V175H172ZM218 174H219V173H218ZM247 174H248V173H247ZM2 175H3V174H2ZM2 175H0V176H2ZM21 175H22V176H23V175L25 176V175H26V172H24V174H21ZM29 175L31 176L30 171H29ZM40 175H41V174H40ZM40 175H39V176H40ZM80 175H81V174H80ZM90 175H91V172H87V173H85L83 176L81 175V177L90 176ZM112 175H113V174H112ZM150 175H151V174H150ZM173 175H176V174H173ZM173 175H172V177H173ZM184 175H185V173H184ZM201 175H202L201 177H202V179H203L204 174H201ZM225 175H226V174H225ZM15 176L17 177L18 175L16 174ZM30 176H29V177H30ZM42 176H43V175H42ZM151 176H152V175H151ZM185 176H187V175H185ZM205 176H206V174H205ZM213 176H214V175H213ZM219 176H220V178L223 177V175H222V176L219 175ZM229 176H230V175H229ZM231 176H232V175H231ZM240 176H241V175H240ZM242 176H243V174H242ZM245 176H246V175L244 174L243 177H245ZM9 177H10V176H9ZM19 177H20V176H19ZM29 177H26V176H25V178H27V179H30V178H31V177H30V178H29ZM44 177H45V176H44ZM74 177H75V176H74ZM168 177H169V176H168ZM182 177H184V176H182ZM13 178H15L14 175H13ZM20 178H21V177H20ZM40 178H41V177H40ZM173 178H174V177H173ZM179 178H180V177H179ZM179 178H178V180H179ZM196 178H197V180H198V177H196ZM206 178H209L208 175L206 176ZM206 178H205V179H206ZM213 178H215V177H213ZM217 178H218V177H217V174H216V179H217ZM235 178H236V176H235ZM238 178H239V177H238ZM241 178H242V177H241ZM245 178H246V177H245ZM5 179H8V178L5 177ZM9 179H12V178H9ZM15 179H16V178H15ZM22 179H23V178H22ZM27 179H26V180H27ZM85 179H86V178H85ZM129 179H130V178H129ZM134 179H135V178H134ZM174 179H175V178H174ZM181 179H182V178H181ZM209 179H210V178H209ZM209 179H206V180L208 181ZM222 179H223V178H222ZM226 179H229V178H226ZM226 179H225V180H226ZM13 180H14V179H13ZM17 180H18V179H17ZM17 180H16V181H17ZM169 180L171 181V179H168V182H169ZM194 180H195V178H194ZM194 180H193V181H194ZM197 180H196V181H197ZM206 180H204V181H206ZM213 180H214V179H213ZM233 180H234V178H233ZM18 181H19V180H18ZM18 181H17L16 183H18ZM172 181H173V179H172ZM196 181H195V182H196ZM214 181H216V180H214ZM219 181H221V182H225V181H222L221 179H220ZM227 181H228V180H227ZM239 181L241 182V179H240ZM245 181H246V180H245ZM245 181H244V182H245ZM11 182H12V181H11ZM26 182H28V181H26ZM109 182H111V183H109ZM163 182H166V181H163ZM197 182H198V181H197ZM197 182H196V184H197ZM201 182H202V181H201ZM13 183H14V182H13ZM30 183H32V182H30ZM34 183H35V182H34ZM34 183H33V186H36L37 184L35 183V185H34ZM85 183H86V182H85ZM85 183H84V184H85ZM171 183H172V182H170V184H171ZM173 183H174V182H173ZM177 183H180V182H177ZM202 183H203V182H202ZM204 183H205V182H204ZM204 183H203V186H204L205 184L208 185V182H206L205 184H204ZM237 183H238V182H237ZM71 184H74V182H72ZM78 184H80V183H78ZM174 184H175V183H174ZM209 184H210V180H209ZM211 184H212V182H211ZM220 184H221V183H220ZM234 184H235V183H234ZM7 185H11V184L8 183ZM27 185H29V184H26V185H24V186H27ZM41 185H42V183H41ZM43 185H45V183H43ZM46 185H47V184H46ZM75 185H76V183H75ZM85 185H86V184H85ZM110 185H112L113 187L110 186ZM148 185H149V184H148ZM150 185H151V184H150ZM167 185H168V184H167ZM226 185H227V184H226ZM0 186H1V185H0ZM14 186H17V185H14ZM30 186H31V184H30ZM38 186H39V185H38ZM73 186H74V185H73ZM82 186H83V185H82ZM134 186H135V185H134ZM175 186H176V184H175ZM179 186H180V185H179ZM183 186H184V185H183ZM212 186H213V185H212ZM212 186H211V187H212ZM216 186L218 187L219 184H217ZM234 186H235V185H234ZM2 187H3V186H2ZM2 187H1V188H2ZM9 187H10V186H9ZM12 187H13V186H12ZM20 187H21V185H20ZM41 187H42V186H41ZM57 187H58V186H57ZM59 187H60V186H59ZM61 187H62V186H61ZM109 187H110V188H109ZM147 187H148V186H147ZM163 187H164V186H163ZM165 187H166V185H165ZM165 187H164V189H165ZM197 187H198V186H197ZM199 187H201V186L199 185ZM14 188H15V187H14ZM17 188H18V187H17ZM17 188H15V190H16ZM27 188H28V187H27ZM27 188H26V189H27ZM30 188H31V187H30ZM30 188H28V190H30ZM47 188H48V186L46 187V189H47ZM62 188H63V187H62ZM134 188H135V187H134ZM148 188H149V187H148ZM166 188H167V187H166ZM201 188H203V187H201ZM204 188H205V186H204ZM223 188H224V187H223ZM225 188H226V187H225ZM225 188L223 189L224 191H225ZM7 189H9V190H13V188L10 189V188H8V187H7ZM44 189H45V187H44ZM46 189H45L42 193H45V192L47 193L48 190H46ZM128 189H129V190H128ZM132 189H133V187H132ZM135 189H136V188H135ZM151 189H152V188H151ZM167 189H168V188H167ZM205 189H206V188H205ZM209 189H210V187L207 189V191H208ZM212 189H213V187H212ZM0 190H1V189H0ZM20 190H21V189H20ZM60 190H61V189H60ZM147 190H148V189H147ZM172 190H174V189H172ZM172 190L170 189V191H172ZM202 190H204V189H202ZM210 190H211V189H210ZM216 190H217V189H216ZM3 191L5 192V190H3ZM6 191L8 192V190H6ZM18 191H19V189H18ZM18 191L16 190V193H17ZM21 191H22V190H21ZM32 191H33V190H32ZM32 191H31V192H32ZM40 191H41V190H40ZM136 191H138V190H136ZM162 191L164 192L165 190H162ZM167 191L170 192L169 190H167ZM205 191H206V190H205ZM211 191H212V190H211ZM0 192H1V191H0ZM4 192H2V194H3ZM22 192H23V191H22ZM24 192H26V190H24ZM24 192H23V193H24ZM31 192H29V193L31 194ZM38 192H39V191H38ZM55 192H56V191H55ZM64 192H65V191H64ZM64 192L61 193V194H65ZM66 192H67V191H66ZM91 192H92V191H91ZM150 192H151V191H150ZM159 192H161V190H160ZM168 192H167V193H168ZM208 192H209V191H208ZM208 192H207V193H208ZM14 193H15V192H14ZM29 193H28V194H29ZM50 193H51V192H50ZM57 193H59V190L57 191ZM151 193H152V192H151ZM172 193H173V191H172ZM207 193H206V194H207ZM6 194L8 195V193H6ZM24 194H26V193H24ZM28 194H27V195H28ZM48 194H49V192H48ZM51 194H53V193H51ZM66 194H67V193H66ZM66 194H65V195H66ZM146 194H148V193H146ZM163 194H164V193H163ZM165 194H166V193H165ZM165 194H164V195H165ZM173 194H174V193H173ZM187 194L189 195V193H187ZM201 194L204 195V193H201ZM201 194H200V195H201ZM4 195H5V193H4ZM10 195H12V194H10ZM10 195H9V196H10ZM13 195H14V194H13ZM13 195H12V196H13ZM39 195H41V196H39ZM39 195H38V196H39L38 198H40V197L43 196L42 194H40V192H39ZM45 195H46V194H45ZM55 195H57V194L55 193ZM73 195H74V194H73ZM83 195H84V194H83ZM133 195H136L135 191H134V194H133ZM137 195L139 196V194H137ZM153 195H154V194H153ZM158 195H159V194H158ZM169 195H172V194H169ZM174 195H175V194H174ZM174 195H172V198L174 197ZM179 195H180V194H179ZM179 195H178V196H179ZM183 195H184V193H183ZM190 195H192V193H190ZM209 195H210V193H209ZM213 195H214V194H213ZM15 196H17V195H15ZM15 196H14V197H15ZM29 196H30V195H29ZM32 196H33V195H31V197H32ZM47 196H48V195H47ZM51 196H52V195H51ZM53 196H54V195H53ZM60 196H61V195H60ZM186 196H187V195H186ZM186 196H185V197H186ZM198 196H199V195H198ZM205 196H206V195H205ZM210 196H211V195H210ZM3 197H4V196H3ZM22 197H24V195H23ZM26 197H28V196H26ZM44 197H45V196H44ZM61 197H62V196H61ZM65 197H66V196H63V198H65ZM158 197H159V196H158ZM165 197H166V196H165ZM170 197H171V196H170ZM175 197H177V196H175ZM175 197H174V198H175ZM181 197H183V196H181ZM181 197H180V198H181ZM190 197H191V196H190ZM190 197H189V198H190ZM207 197H208V196H207ZM0 198H1V196H0ZM24 198H25V197H24ZM34 198H37V197L34 196ZM34 198H33V199H34ZM63 198H62V199H63ZM67 198H68V197H67ZM80 198H81V197H80ZM82 198H83V197H82ZM177 198H178V197H177ZM204 198L206 199V197H204ZM3 199H4V198H3ZM5 199H6V198H5ZM20 199H21V197H20ZM43 199H44V198H43ZM83 199H84V198H83ZM186 199H187V198H186ZM186 199H185V200H186ZM31 200H32V199H30V200H28V201H31ZM51 200H54V199H51ZM78 200H79V199H78ZM88 200H89V199H88ZM122 200H123V199H122ZM122 200H121V201H122ZM144 200H145V199H144ZM144 200H142V201H144ZM146 200H147V198H146ZM160 200H161V199H160ZM172 200H173V199H172ZM181 200L183 201L182 198H181ZM7 201H8V199H7ZM61 201H62V200H61ZM83 201H85V200H83ZM133 201H134V200H133ZM142 201H141V202H142ZM166 201H167V200H166ZM178 201H180V200H178ZM178 201H177V202H178ZM205 201H206V200H205ZM9 202H10V200H9ZM34 202H35V200H34ZM36 202H38V201H36ZM36 202H35V203H36ZM39 202H40V201H39ZM57 202H58V201H57ZM59 202H60V201H59ZM79 202H80V201H79ZM119 202H120V201H119ZM124 202H125V201H124ZM145 202H148V201H145ZM145 202H144V203H145ZM167 202H168V201H167ZM180 202H181V201H180ZM197 202H198V201H197ZM201 202H202V201H201ZM203 202H204V201H203ZM15 203H16V202H15ZM35 203H33V205H34ZM40 203H41V202H40ZM40 203H39V204H40ZM44 203H46V202H44ZM55 203H56V202H55ZM61 203H63V201H62ZM86 203H87V201H86ZM144 203H142L143 206L145 205ZM11 204H14V203L11 202ZM41 204H42V203H41ZM51 204H52V203H51ZM91 204H92V203H91ZM121 204H122V203H121ZM128 204H129V203H128ZM168 204H169V202H168ZM177 204H178V203L173 202V205L176 206ZM5 205H6V204H5ZM54 205H55V204H54ZM92 205H93V204H92ZM97 205H98V204H97ZM119 205H120V204H119ZM123 205H124V204H123ZM149 205H150V204H149ZM149 205H148V206H149ZM178 205H179V204H178ZM3 206H4V205H3ZM13 206H14V205H13ZM13 206H12V208H13ZM42 206H43V205H42ZM48 206H49V205H48ZM64 206H65V205H64ZM86 206H87V205H86ZM115 206H116V205H115ZM115 206H113L112 210L115 209ZM154 206H156V205H154ZM159 206H162V205H158V207H159ZM5 207H6V206H5ZM5 207H4V208H5ZM9 207H10V203H9ZM44 207H45V206H44ZM93 207H94V206H93ZM99 207H100V206H99ZM99 207H98V208H99ZM129 207H130V206H129ZM158 207H157V208H158ZM162 207H163V206H162ZM28 208L30 209V207H28ZM28 208H27V209H28ZM56 208H57V207H56ZM61 208H63V207H61ZM94 208H97V207H94ZM100 208H103V207H100ZM105 208H106V207H105ZM108 208H109V207H108ZM108 208H107V209H108ZM130 208H132V207H130ZM130 208H129V209H130ZM140 208H142V206H140ZM145 208H146V207H145ZM145 208H144V209H145ZM164 208H165V207H164ZM174 208H175V207H174ZM5 209H8V208H5ZM48 209H49V207H48ZM84 209H85V208H84ZM107 209H106V211H107ZM110 209H111V208H110ZM144 209L142 208V210H144ZM159 209H160V208H159ZM159 209H158V210H159ZM180 209H181V207H180ZM180 209H179V210H180ZM13 210H14V209H13ZM13 210H11V211H13ZM61 210H62V209H61ZM69 210H71V209H69ZM90 210H91V209H90ZM135 210H138V208L135 209ZM146 210H147V209H146ZM150 210H151V209H150ZM168 210H169V209H168ZM173 210H174V209H173ZM177 210H178V209H177ZM177 210H176V211H177ZM1 211H2V209H1ZM7 211H9V209H8ZM26 211H27V210H26ZM26 211H25V212H26ZM35 211H36V210H35ZM54 211H55V210H54ZM99 211H100V210L98 209V212H99ZM102 211H103V210H102ZM131 211H132V210H131ZM151 211H156V209H155V210L152 209ZM162 211H166V210L163 209ZM9 212H10V211H9ZM14 212H15V211H14ZM91 212H92V210H91ZM96 212H97V211H96ZM100 212H101V211H100ZM100 212H99V213H100ZM103 212L105 213V211H103ZM103 212H102V214H104ZM141 212H143V211H141ZM2 213H3V212H2ZM4 213H5V212H4ZM135 213H136V212H135ZM138 213H139V212H138ZM144 213H145V212H144ZM155 213L158 214L159 211H158V213H157V212H155ZM174 213H175V211L173 212V214H174ZM89 214H90V213H89ZM94 214H95V213H94ZM100 214H101V213H100ZM105 214H106V213H105ZM136 214H137V213H136ZM146 214H148V213L146 212ZM160 214H162V213H160ZM175 214L177 215V212H176ZM179 214H180V213H179ZM5 215H6V213H5ZM16 215H17V214H16ZM164 215H165V214H164ZM183 215H184V214H183ZM2 216H3V215H2ZM7 216H8V214H7ZM49 216H50V215H49ZM115 216H116V214H115ZM115 216H113V217H115ZM141 216H142V215H141ZM170 216H171V215H170ZM178 216H179V215H178ZM10 217H11V215H10ZM10 217H9V220H10ZM20 217H21V216H20ZM24 217H25V216H24ZM68 217H69V216H68ZM71 217H72V216H71ZM119 217H120V215H119ZM139 217H140V216H139ZM157 217H158V216H157ZM174 217H176V216H174ZM181 217H183V216H181ZM181 217L179 216V218H180L179 220H180V221H181ZM11 218L14 219V217H11ZM27 218H28V217H27ZM129 218H130V217H129ZM145 218H146V217H145ZM23 219H24V218H23ZM44 219H46V218H44ZM96 219H97V218H96ZM176 219H177V218H176ZM2 220H3V219H2ZM5 220H6V217H5ZM48 220H49V219H48ZM62 220H63V219H62ZM75 220H76V218H75ZM77 220H78V219H77ZM128 220H130V219H128ZM158 220H160V219H158ZM179 220L177 219V221H179ZM3 221H4V220H3ZM6 221L8 222V220H6ZM13 221H14V220H13ZM58 221H59V220H58ZM71 221H72V220H71ZM78 221H79V220H78ZM140 221H141V219H140ZM140 221H139V222H140ZM142 221H143V220H142ZM142 221H141V222H142ZM171 221H172V220H171ZM182 221H183V220H182ZM0 222H1V221H0ZM14 222H15V221H14ZM46 222H47V220H46ZM73 222H74V221H73ZM121 222H122V221H121ZM143 222H146V221H143ZM160 222H161V221H160ZM162 222H163V221H162ZM162 222H161V223H162ZM166 222H167V220H166ZM175 222H176V221H175ZM54 223H55V222H54ZM64 223H65V222H64ZM134 223H135V222H134ZM146 223H147V222H146ZM158 223H159V222H158ZM168 223L171 224L172 222H171V223H170V222H167V223H165V224L169 225ZM177 223L179 224V222H177ZM182 223H183V222H182ZM182 223L180 222V227L183 225ZM23 224H24V223H23ZM51 224H52V223H51ZM56 224H57V222H56ZM67 224H68V223H67ZM77 224H78V223H77ZM82 224H84L83 221H82ZM149 224H150V222H149ZM149 224H148V225H149ZM155 224H156V222H154V225H155ZM7 225H8V223H7ZM26 225H27V224H26ZM52 225H54V224H52ZM69 225H70V224H69ZM73 225H74V224H73ZM131 225H132V224H131ZM141 225H144V224H141ZM148 225H147V226H148ZM156 225H157V224H156ZM156 225H155V226H156ZM185 225H186V224H185ZM185 225H183L182 228H184ZM9 226H10V225H9ZM24 226H25V225H24ZM50 226H51V225H50ZM60 226H61V225H60ZM71 226H72V225H71ZM79 226H80V225H79ZM152 226H153V225H152ZM152 226L150 225V227H151V230L149 229L150 231H152ZM155 226H154V227H155ZM159 226H161V225L159 224ZM165 226H166V225H165ZM174 226H175V228H176V225H174ZM174 226H173V227H174ZM205 226L208 227L209 225H207V223H206ZM205 226H204V227H205ZM68 227H69V226H68ZM75 227L78 228V226L74 225L73 228H75ZM143 227H145V226H143ZM143 227H142V228H143ZM154 227H153V229H154ZM166 227H167V226H166ZM166 227H164V229H165ZM169 227H170V226H169ZM185 227H186V226H185ZM2 228H3V226H2ZM26 228L28 229V227H26ZM26 228H25V229H26ZM62 228H63V227H62ZM159 228H160V227H159ZM170 228H171V227H170ZM5 229H6V228H5ZM27 229H26V231H27ZM36 229H37V228H36ZM112 229H113V228H112ZM122 229H123V227H122ZM143 229H144V228H143ZM143 229H142V230H143ZM161 229H162V228H161ZM166 229H167V228H166ZM207 229H208V228H207ZM209 229H211V228L209 227ZM13 230H14V229H13ZM29 230H30V229H29ZM92 230H93V229H92ZM94 230H95V229H94ZM155 230H157V229L155 228ZM155 230H154V232H155ZM162 230H163V229H162ZM1 231H2V230H1ZM35 231H36V230H35ZM128 231H129V230H128ZM144 231H145V230H144ZM163 231H164V230H163ZM211 231H212V229H211ZM18 232H19V231H18ZM28 232H29V234H30V231H28ZM70 232H71V231H70ZM145 232H146V231H145ZM145 232H144V233H145ZM147 232H148V231H147ZM58 233H59V232H58ZM62 233H63V232H62ZM111 233H112V232H111ZM131 233H133V232H131ZM144 233H143V234H144ZM181 233H182V232H181ZM210 233H211V232H210ZM212 233H213V232H212ZM42 234H43V233H42ZM45 234H46V233H45ZM45 234H43V235H45ZM80 234H81V230H80ZM91 234H92V233H91ZM114 234H116V233H114ZM151 234H152V232H151ZM161 234L163 235V233H161ZM3 235H4V234H3ZM30 235H31V234H30ZM33 235H34V234H33ZM68 235H69V234H68ZM106 235H107V234H106ZM139 235H140V234H139ZM144 235H145V234H144ZM178 235H180V234H178ZM0 236H1V235H0ZM4 236H5V235H4ZM48 236H49V235H48ZM58 236H60V235H58ZM91 236H92V235H91ZM129 236H130V238H131V235H130V234H129ZM147 236H148V235H147ZM147 236H146V237H147ZM151 236H152V235H151ZM7 237H8V236H7ZM14 237H15V236H13V238H14ZM39 237L41 238V236H38V238H39ZM44 237H45V236H44ZM100 237H101V236H100ZM106 237H108V236H106ZM144 237H145V236H144ZM152 237H153V236H152ZM152 237H151V238H152ZM3 238H4V237H3ZM8 238H10V237H8ZM8 238H5V239H8ZM11 238H12V237H11ZM11 238H10V239H11ZM15 238H16V237H15ZM15 238H14V241L17 242V240H15ZM30 238H32V237L30 236ZM42 238H43V237H42ZM42 238H41V239H42ZM45 238H46V237H45ZM45 238H44V239H45ZM79 238H80V235H79ZM147 238H149V237H147ZM156 238H157V237H156ZM175 238H177V237H175ZM191 238H192V237H191ZM33 239H34V238H33ZM88 239H89V237H88ZM125 239H126V238H125ZM157 239H158V238H157ZM162 239H163V238H162ZM166 239H167V238H166ZM18 240H19V239H18ZM26 240H27V239H26ZM39 240H40V239H39ZM145 240H146V239H145ZM152 240H153V239H152ZM158 240H159V239H158ZM9 241H10V240H9ZM9 241H8V242H9ZM14 241H13V242H14ZM35 241H36V239H35ZM37 241H38V239H37ZM40 241H41V240H40ZM40 241H39L38 243H40ZM88 241H89V240H88ZM90 241H91V240H90ZM141 241H142V240H141ZM149 241H150V240H149ZM149 241H148V243H149ZM41 242H42V241H41ZM73 242H74V241H73ZM158 242H159V241H158ZM163 242H164V241H163ZM163 242H161V243H163ZM167 242H168V240H167ZM176 242H177V241H176ZM42 243H43V242H42ZM144 243H146V242H144ZM148 243H147V245H149ZM8 244H9V243H8ZM12 244H14V243H12ZM28 244H29V243H28ZM78 244H79V243H78ZM136 245H137V244L135 243V246H136ZM147 245L145 244L146 248H147ZM153 245H154V244H153ZM156 245H159V244H156ZM187 245H188V244H187ZM191 245H192V244H191ZM6 246H9V245H6ZM25 246H26V245H25ZM37 246H38V245H37ZM35 247H36V246H35ZM136 247H138V246H136ZM164 247H166V245H165ZM18 248H19V247H18ZM138 248H140V247H138ZM146 248H145V249H146ZM19 249H21V248H19ZM36 249H37V247H36ZM167 249H168V248H167ZM169 249H170V248H169ZM181 249H182V248H181ZM11 250H12V248H11ZM24 250H25V249H24ZM146 250H147V249H146ZM163 250H164V249H162V250H160V251H163ZM15 251H16V250H15ZM94 251H95V250H94ZM3 252H4V251H3ZM16 252H17V251H16ZM16 252H15V253H16ZM5 253H6V252H4V253H2V254H5ZM8 253H9V252H8ZM8 253H7V254H8ZM15 253H14V254H15ZM9 254H10V253H9ZM26 254H27V253L25 252V255H26ZM30 254H31V253H30ZM0 255H1V253H0ZM16 255H17V254H16ZM19 255H20V254H19ZM19 255H18V256H19ZM63 255H65V254H63ZM3 256H4V255H3ZM5 256H7V255H5ZM28 256H30V255L28 254ZM48 256H49V254H48ZM97 256H99V255H97ZM10 257H11V256H10ZM10 257H9V258H10ZM13 257H14V256H13ZM65 257H67V256H65ZM1 258H3V257H1ZM5 258H6V257H5ZM52 258H53V257H52ZM12 259H13V258H12ZM43 259H46V257L43 258ZM101 259H102V258H101ZM10 260H11V258H10ZM10 260H9V261H10ZM5 261H6V260H5ZM46 261H47V260H46ZM98 261H100V260H98ZM130 262H131V261H130ZM93 263L95 264V262H93ZM98 263H99V262H98ZM101 263H102V262H101Z\"/></svg>",
	"mask_w": 264,
	"mask_h": 264
}]
</instances>
